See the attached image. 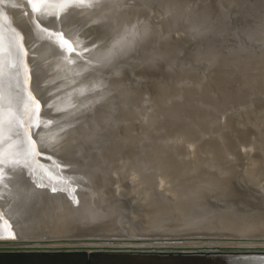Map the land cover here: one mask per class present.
Here are the masks:
<instances>
[{
    "label": "rangeland",
    "instance_id": "rangeland-1",
    "mask_svg": "<svg viewBox=\"0 0 264 264\" xmlns=\"http://www.w3.org/2000/svg\"><path fill=\"white\" fill-rule=\"evenodd\" d=\"M126 1V0H125ZM141 2H142V0H140ZM160 2H162V1H160ZM185 2H186V0H185ZM187 2L188 3H185L184 4V1H183V3H182V8L185 6V8H183L184 10H189L190 8H191V6L195 3L194 1H192L191 3H190V1H188L187 0ZM123 3H125V2H123ZM128 3V2H127ZM127 3H125V5L128 7V8H132V9H134V8H136V9H148L147 8V6H144V5H146V4H140V5H138V6H132L131 4H127ZM34 6H36L35 8H34V6L33 5H28V6H26V21L28 22V25H29V27H30V30H32L31 31V35H32V37L33 38H36V37H43V36H45L46 34H44V32H42V34H43V36H41L42 34L40 33L41 32V29L43 30V28H42V25H44V23H43V21L39 18V15H42V16H44L45 18H47V17H50V18H53V21H58L59 20V18H58V13L56 12V10H54V8H47V6H39V4H36V3H32ZM36 4V5H35ZM183 4H184V6H183ZM101 4H99V5H97L99 8L102 6V7H105V6H103V4L100 6ZM111 5V4H110ZM124 4H123V6H125ZM143 5V6H142ZM114 6V5H113ZM113 6H109L110 8H112V9H115L116 11L114 12L113 10L111 11V9L110 8H108L109 10H107V18L109 17V15H110V13H112V12H114L115 14H114V16L111 14V18L112 19H115V17H116V20L117 21H119L120 19H124L125 20V16H124V11H122L121 9H119V7H114L113 8ZM46 7V8H45ZM98 7H97V9L96 10H98ZM101 7V8H102ZM127 7H124V8H126L127 9ZM138 7V8H137ZM142 7V8H141ZM145 7V8H144ZM29 10H28V9ZM32 8V9H31ZM93 8H96V7H93ZM116 8H118L119 9V12L120 13H118V10L116 9ZM130 8V9H131ZM155 8V7H154ZM154 8H149L148 9V13L150 14V12H151V14L149 15V16H146V14L147 13H145V11H144V14H142V16L143 15H145V17L146 18H148V19H146L145 17L143 18V19H145L147 22V25L148 24H151L152 26V28H153V30H155V34H153V35H151V37L152 38H150V36H149V39H151V40H154V43H153V41H152V44H153V46H152V44H151V40L149 41V39H147L148 41H147V44H146V39L144 40V42H143V44H141V45H143V47L141 46V45H139V50L137 49V51H138V53H139V55L142 57L143 55H144V52H145V54L146 55H144L143 57H142V59H141V57L140 56H137V61H139L140 63H138V64H141L140 65V67L137 69V68H134L133 66H131V63H129V59H127V61H126V59H123L122 57V59H120V60H115L114 61V64L113 65H111L110 66V68L112 69V71L114 72V71H117L118 72V76H119V78L117 77V78H114V74H111V75H113V76H111V78H109V79H111L112 80V78H113V80L115 81V83H117L118 84V88L117 87H115L116 89L114 90L115 91V93L116 94H118L119 95V92H118V90H124V92L126 91V90H128V89H133L134 88V90H135V92L133 93V94H135L136 96H134V97H136V99H138V100H136L134 97H133V94H132V97L130 96V97H127V96H124L126 99H124L123 100V96L121 97L122 99L120 100V98H119V100L120 101H117V102H112L109 106H111V109H109V111L108 112H106L105 114H101V116H99V114H94L93 113V111L91 112V113H89V114H82V108H84L85 106H84V104L82 103V105L84 106V107H82L81 106V109H80V106L79 105H81V104H79L78 105V107L76 106L77 105V103H78V101H77V98L76 97H73L74 99H72V100H70V101H76V102H74V103H76V104H73L72 102H70L69 100H66L67 98L66 97H63L62 99L64 100V101H62V99H56V98H54V97H47V99H46V102H44L42 99H41V97L40 96H38L37 97V95H36V93H35V91H34V86L32 85V83H33V80H32V76H31V81H30V85L32 86V88L33 89H31V91H32V93H30V94H32L31 96H32V98H34L33 99V103H38L39 101H40V103L42 104V107H41V104L40 103H38V106H39V109H40V111L38 110V108L35 110V115H34V119L36 120V123H37V125H39V122H41L42 120H41V118H43L44 116H42V115H45L46 114V112L45 111H49V109H51V112L49 111L48 113H47V115H45L46 116V118H48L49 117V121H48V124H47V126L48 127H50L51 129H55V130H57V132H61L63 129H64V127H66V128H69L70 127V129L72 128H74V129H76V128H79L80 127V129H78L80 132H79V134L80 135H78V136H74L72 139H71V141H69V144H67L66 146L68 147L69 146V148L68 149H64L66 152H67V150H69L67 153H66V155L69 157L70 155V157L68 158L66 155H64L65 153V151H63V154H60V155H64V159H65V157H67L66 158V160L67 159H70L69 161H74V168H73V166H72V169L73 170H77V168L79 167V165H80V167L78 168L80 171H81V169H84V170H86L85 168H83L84 166L86 167H88V169L87 170H93V171H95V172H97V173H95L96 174V177L98 178L99 177V179H97V180H100V182L98 183H96V179H95V177H94V182H91V186L89 187V188H96L97 187V189H98V187L100 186H102L103 185V183L105 184L104 186H102V188H100L99 187V191L101 192L102 191V196L105 198L103 201H105L104 203H103V201L101 202L100 201V203H101V205L105 208V209H108V208H112L113 209V211H114V214H116V215H118L119 214V216H122V217H120L121 219L119 220V222H120V226L122 227L123 226V224H124V221L125 222H128V220H129V222H128V224H129V226H135V227H137V229L135 228V231H137L136 233H138L137 234V236H142V238H149V239H151V238H169V237H174L172 234H173V232H176V231H174V230H179V229H182L181 227H176V226H173V225H170L169 227H168V225H166V226H163V228H162V230H161V228H159V227H157V229H156V227H153V226H151V224L153 223L154 224V220H156L157 218V220H159V218H162V216H161V214L162 215H164V216H168V219H170V216H172V215H174L175 216V214H178V215H180V213L181 212H183V214L179 217L180 219H178L177 221H182V220H185V219H189L188 221H190V222H192V220L194 219H196L197 217H198V220H202V219H199V218H201V217H199V216H202V217H205L204 215H207V217L208 216H211V217H206V218H204V220H205V222L203 221L202 223H200V221H199V224H200V226L199 227H197L198 225V221H197V223L196 224H193V225H197V226H193V225H191L192 227L190 228V227H188V228H190L189 230H191V234H192V236L190 235V233H187L186 235L184 234H182V235H180L179 233L178 234H174V235H176L175 237L176 238H180V237H189V238H204V239H188L187 241H189L190 240V242H191V244H193V245H203V244H207V245H210V244H214V245H220L219 246V248L220 247H222V248H224V249H229V247H230V249H233L232 250V252H237V251H242L244 248V250H250V249H252V250H256V248L258 249V251L260 250V248H262V250L264 249V193H263V189H264V156H262V155H264L263 154V152H264V89H263V87H264V60H263V58H264V37L262 38V35H263V32H264V16H262L261 14L263 13V15H264V12H262V8L260 9V11L258 10V12L259 13H261V14H259L258 12H256L255 13V11L252 9V8H249L248 10L250 11V9H251V11H250V15L249 14H247L246 12H244L245 11V9L247 8V7H244V11L242 10V11H239V10H237V14H235V15H237L236 17H233V22L231 23V26H235L234 28H233V31H232V33L231 32H221V33H217V35H216V33H211L210 35L208 34V35H206V34H204V33H201L200 34V32H201V30H199V31H189V34L188 35H186V34H184V32L183 31H181V28L180 27H178V28H176V26H174L173 25V22L172 21H166V20H170V19H168V18H165L164 17V15L162 16V14H161V10H160V8L157 6V8H159V9H157V11L154 9ZM187 8V9H186ZM47 9V10H46ZM125 9V10H126ZM150 9H153V10H151L150 11ZM28 10V11H27ZM32 10V11H31ZM122 11V13H121V11ZM247 10V9H246ZM247 10V11H248ZM150 11V12H149ZM248 11V12H249ZM34 12V13H33ZM146 12H147V10H146ZM153 12V13H152ZM157 14H156V13ZM160 12V13H159ZM243 12V13H242ZM251 12H253V13H251ZM36 13V14H35ZM47 13V14H46ZM170 15H171V13L170 12H168ZM31 14V15H30ZM123 14V15H122ZM168 14V16H170ZM239 14V15H238ZM248 16H247V15ZM252 14H253V18L254 17H256V18H259L260 17V15H261V17L259 18V19H261V22H260V20L258 21V22H254V23H258L257 25L256 24H254V25H256V26H254L253 25V22H250L251 24L249 25V22H248V25L247 24H245V19H246V17H252ZM257 14H259V17H258V15ZM118 15H122L123 17H121L120 19H119V17H117ZM153 15V16H152ZM255 15V16H254ZM257 15V16H256ZM41 16V17H42ZM241 16V17H240ZM245 16V17H244ZM56 17V18H55ZM109 17V20L111 19ZM114 17V18H113ZM118 18V19H117ZM142 17H140V19H141ZM162 18H165V19H162ZM240 18V19H239ZM244 20H243V19ZM263 18V19H262ZM33 19V20H32ZM58 19V20H57ZM111 19V20H112ZM122 19V20H123ZM140 19H138L136 22H138L139 23V20ZM236 19V20H235ZM241 19H242V21H241ZM249 18H247L246 20L247 21H251V19H249ZM238 20H240V21H238ZM143 21V23L142 24H145V22H144V20H142ZM150 21V22H149ZM166 21V22H165ZM244 21V22H243ZM246 21V22H247ZM121 22V21H120ZM135 22V24L133 23V26L135 27V25H138V23H136ZM149 22V23H148ZM163 22H165V23H167L168 25H166L165 23H163ZM183 23L182 24H184V21H182ZM235 22H237V23H235ZM240 22V23H239ZM32 23V24H31ZM35 23H37V24H35ZM141 23H139V24H141ZM163 23V24H162ZM181 23V22H180ZM235 23V24H234ZM241 23L243 24V26H245V27H241L242 25H241ZM261 23V26L259 25ZM263 23V24H262ZM58 24V23H57ZM141 24V25H142ZM163 25H165L164 26V29H163ZM169 25H171V26H169ZM238 25H239V27H238ZM252 25V26H251ZM149 27H150V25H148ZM249 26H251V27H249ZM262 27V28H260V27ZM43 27H47V26H43ZM255 27V28H254ZM259 27V28H258ZM135 28H140V26H136ZM154 28H156V29H158V30H156V29H154ZM246 28H252V29H249V30H246L245 31V29ZM151 29V28H150ZM167 29V34L165 33V30ZM177 29V30H176ZM244 31H243V30ZM255 29V30H254ZM257 29V30H256ZM172 30V31H171ZM184 30V29H183ZM241 30V31H240ZM250 30H252V31H250ZM259 30H260V32H259ZM262 30V31H261ZM178 31H180V32H178ZM248 31H249V33H248ZM256 31H258L257 32V35H256V37L255 36H253L254 35V33L256 32ZM154 32V31H153ZM183 32V33H182ZM203 32V31H202ZM59 33H61L60 35L61 36H65L66 38H68V36L66 35V33H64V32H59ZM58 33V34H59ZM173 33V34H172ZM175 33V34H174ZM177 33V34H176ZM182 35H181V34ZM195 33V34H194ZM229 33H230V35H229ZM246 33V34H245ZM261 33V34H260ZM41 34V35H40ZM50 34V33H49ZM180 34V35H179ZM191 34V35H190ZM194 34V35H193ZM206 35L207 36V38L206 37H204V35ZM213 34V35H212ZM224 34V35H223ZM226 34L227 35H229V36H226ZM236 34V35H235ZM256 34V33H255ZM162 37H160V36ZM176 35V36H175ZM221 35V36H220ZM224 37H223V36ZM51 36V35H50ZM52 36H53V38H58L57 37V34H52ZM157 36H158V39H157ZM181 36V37H180ZM184 36V37H183ZM196 36V37H195ZM202 36V37H201ZM234 36V39H235V42L237 43V45L236 46H234L235 45V42H234V40H233V38L232 37ZM146 37V36H145ZM145 37H143L142 36V38H145ZM155 37V38H154ZM166 37V38H165ZM177 37V38H176ZM210 37V38H209ZM211 37H213L214 39H215V37H216V39H215V41H211V40H214L213 38H211ZM223 37V38H222ZM229 37V38H228ZM261 37V38H260ZM160 38H161V40H160ZM204 38H206V39H204ZM232 38V40L233 41H231V40H229V39H231ZM42 38H40V40H41ZM45 39V38H44ZM44 39H42V42L40 41V45H42L43 47H41L40 46V49H39V46H33L32 48H31V50L30 51H32L33 50V54H34V56L32 55V52L30 53L29 52V54H30V56H31V58H32V65H33V63L34 62H37L38 63V65H39V68H41V72H40V76L41 77H39L40 78V80H39V85L41 86L44 82H45V80H46V71H48L49 69H50V67H48V65H52L51 63L53 62V60H52V57L49 59V58H47V56H48V50H46V51H44V49L45 48H47L48 46H47V41L46 40H44ZM178 39V40H177ZM180 39V40H179ZM183 39V40H182ZM209 39V40H208ZM211 39V40H210ZM217 39H221L220 41L218 40L217 42H216V40ZM67 42H68V40H70L69 41V44H71L72 42H74V40L73 39H65ZM167 40V41H166ZM189 40V41H188ZM208 40V41H207ZM43 41H45L44 43H43ZM171 42V44H169ZM224 42L227 44H234V45H232V47L234 46V48H231V46L228 48V45L226 46V44H224ZM149 43H150V46H149V49H148V46L147 45H149ZM157 43V44H156ZM175 43V44H174ZM177 43V44H176ZM179 43V44H178ZM199 43V44H198ZM210 43H212L213 45L214 44H216V45H214V46H209V45H212V44H210ZM217 43L219 44V45H217ZM45 44V45H44ZM68 44V45H69ZM131 44V42L130 43H128L127 45H129V46H131L130 45ZM209 44V45H208ZM224 44V45H223ZM127 45L125 46H122V47H126L127 48ZM137 45V46H138ZM144 45L147 47H144ZM172 46V47H170V46ZM175 45H177V50H176V46ZM192 45H193V47H192ZM44 46H46V47H44ZM71 47H72V51H78V52H80V53H84V51H86V50H84L83 51V49H78L77 47H75V45L73 46L72 44L70 45ZM128 46V47H129ZM143 48V49H140L141 47ZM152 46V47H151ZM204 46V47H203ZM219 46V47H218ZM221 46H222V48H224V49H222L221 48ZM226 46V47H225ZM113 49L115 48V47H113V46H111ZM154 47V48H153ZM156 47V48H155ZM160 47V48H159ZM165 47H166V49H165ZM174 47H175V49H174ZM205 47L206 48H208L209 47V49H211V50H209V49H205ZM211 47V48H210ZM214 48V50H213V48ZM217 47V48H216ZM41 48H43V50H41ZM119 49V51L120 50H125L124 51V53L126 52V53H128L130 50V48H127V49ZM144 48H145V51H144ZM152 48V49H151ZM171 48H173V49H171ZM219 48V50L218 51H220V52H218L217 51V49ZM220 48H221V50H220ZM109 49V48H108ZM111 49V48H110ZM146 49H148L147 51H146ZM153 49H154V51H157V52H154L153 51ZM160 49V50H159ZM170 49V50H169ZM232 49V50H231ZM36 50V51H35ZM116 50V51H115ZM152 50V51H151ZM159 50V51H158ZM179 50H181V51H179ZM200 50V51H199ZM206 50V51H205ZM224 50V52H222ZM229 50H230V52H229ZM207 51H209L208 53H207ZM214 51L216 52V53H218L217 55H215L214 54ZM227 51V52H226ZM234 53H233V52ZM263 51V52H262ZM38 52V53H37ZM41 52H42V54H41ZM45 52H47V53H45ZM111 52V53H110ZM113 52L114 53H116V52H118L117 51V48H115L114 50H113ZM121 52V51H120ZM149 52V53H148ZM161 52V53H160ZM185 52V53H184ZM200 52V53H199ZM211 52H213L212 54H211ZM44 53V54H43ZM111 54L112 55V51L110 50V51H108L107 53H106V55L107 54ZM113 53V54H114ZM172 53V54H171ZM191 53V54H190ZM195 53V54H194ZM205 56H203L202 54ZM223 53H224V55H223ZM50 54V53H49ZM108 54V55H109ZM147 54H150L151 56H149V55H147ZM158 54V55H157ZM164 54V55H163ZM170 54V55H169ZM179 54V55H178ZM185 54V55H184ZM198 54V55H197ZM201 55V58L199 59V56ZM231 54V55H230ZM233 54H234V56H235V54L237 55V56H235V58H233ZM39 55V56H38ZM41 55H42V57H41ZM160 55V56H159ZM170 57H169V56ZM174 55H176V56H174ZM212 55V56H211ZM221 57H220V56ZM249 55V56H248ZM253 55V56H252ZM35 56H37V57H35ZM126 56V55H125ZM129 56V55H128ZM127 56V57H128ZM163 56V57H162ZM171 56L172 57H177V58H175V60H174V58L172 59L171 58ZM184 56V57H183ZM188 58H190V59H188ZM194 56H196V57H194ZM204 58H203V57ZM214 56H216V57H214ZM225 56V57H224ZM230 56H231V59H229L230 58ZM245 56V57H244ZM260 56V57H259ZM39 57V58H38ZM149 59H148V58ZM154 57V58H153ZM210 58V57H212V59L210 58V59H207V58ZM227 57H229L228 59H227ZM237 57V58H236ZM248 57V58H247ZM257 57H258V59H257ZM144 58V59H143ZM145 58H147V59H145ZM167 58H168V63L166 62V61H164L165 59L167 60ZM196 60H195V59ZM218 58H219V60H218ZM225 58V59H224ZM246 58V59H245ZM159 59V60H158ZM170 59H172V60H174V61H172V60H170ZM193 59H194V61H193ZM203 59V60H202ZM206 59V60H205ZM237 61H236V60ZM49 60V61H48ZM143 60V61H142ZM222 60V61H221ZM225 60V61H224ZM248 60V61H247ZM117 61V62H116ZM142 61V62H141ZM147 61V62H146ZM182 61H184V62H182ZM188 61V62H187ZM192 61V62H191ZM197 61V62H196ZM215 61V62H214ZM235 61V62H234ZM242 61V62H241ZM244 61H245V63H244ZM254 61V62H253ZM256 61V62H255ZM146 62V63H145ZM222 62H224L223 63V65H222ZM247 62V63H246ZM44 65H43V64ZM148 63V64H147ZM152 63V64H151ZM174 63V64H173ZM187 63V65H185ZM192 63V64H191ZM226 63H227V65H230V66H227L226 65ZM231 63V64H230ZM234 63V64H233ZM240 63V64H239ZM242 63V64H241ZM252 63V64H251ZM254 63V64H253ZM263 63V64H262ZM107 64H109V63H107ZM117 64V65H116ZM147 64V66L146 67H144L145 65ZM163 64H164V66H163ZM183 64H184V66H183ZM188 64H190V65H188ZM217 64V65H216ZM244 64V65H243ZM152 65V66H151ZM179 65V66H178ZM199 65V66H198ZM213 65V66H212ZM219 65V66H218ZM222 65V66H221ZM233 65V66H232ZM237 65V66H236ZM248 65V66H247ZM250 65V66H249ZM252 65V66H251ZM31 66V65H30ZM45 66V67H44ZM115 66V67H114ZM150 66V67H149ZM167 66V67H166ZM181 66V67H180ZM212 66V67H211ZM240 66V67H239ZM245 66V67H244ZM256 66V67H255ZM257 66H258V68H257ZM144 69H143V68ZM159 67V68H158ZM170 67V68H169ZM192 67V68H191ZM224 67V68H223ZM227 69H226V68ZM247 67V68H246ZM253 67V68H252ZM263 67V68H262ZM150 68V69H149ZM154 68V69H153ZM162 68V69H161ZM166 68V69H165ZM169 68V69H168ZM173 68V69H172ZM187 68V69H186ZM198 68V69H197ZM251 68H252V70H251ZM255 68V69H254ZM120 69V70H119ZM136 69V70H135ZM140 69V72L138 71ZM142 69V70H141ZM153 69V70H152ZM155 69H157V70H155ZM182 69V70H181ZM210 69H212V70H210ZM236 69V70H235ZM239 69V70H238ZM242 69V70H241ZM249 69V70H248ZM257 69H258V71H257ZM123 70V71H122ZM148 70H150L149 72L150 73H148L147 71ZM159 70H160V72H162V73H160L159 72ZM184 70V71H183ZM192 70V71H191ZM228 70V71H227ZM256 70V71H255ZM137 71V73L135 74V72ZM143 71H145V72H143ZM151 71H153V72H151ZM171 71V72H170ZM187 71H188V73H187ZM199 71V72H198ZM219 71L220 72H222L221 73V75H218L219 74ZM230 71H232V73L230 72ZM243 71H245V72H243ZM248 71V72H247ZM261 71V72H260ZM139 72V73H138ZM141 72H143V74L141 75L140 73ZM147 72V73H146ZM164 72H166V74H164ZM224 72V73H223ZM237 72H239V73H237ZM241 72V73H240ZM254 72H255V74H254ZM168 73V74H167ZM187 73V74H186ZM205 73V74H204ZM211 75H210V74ZM213 73H215V74H213ZM227 75H226V74ZM234 76V73H235V76L234 77H236V78H234L233 76H231V74ZM243 73V74H242ZM246 73V74H245ZM252 73V75L251 76H249L250 78L249 79H247L248 78V75H250ZM258 73H261V74H258ZM30 74H32L31 73V71H30ZM135 74V75H134ZM137 74H139L138 75V77L136 76ZM145 74V76H143ZM153 74V75H152ZM157 74V75H156ZM159 74V75H158ZM171 74V75H170ZM173 74V75H172ZM179 74H180V76H179ZM189 74V75H188ZM192 74V75H191ZM225 74V75H224ZM237 74V75H236ZM240 74V75H239ZM245 74V75H244ZM248 74V75H247ZM257 74V75H256ZM120 75H122V76H120ZM151 75V77H149ZM161 75V76H160ZM196 75V76H195ZM210 75V76H209ZM255 75V76H254ZM260 75V76H259ZM110 76V75H109ZM129 76V77H128ZM143 76V77H142ZM148 76V77H147ZM154 76V77H153ZM156 76V77H155ZM159 76V77H158ZM177 76V77H176ZM217 76V77H216ZM219 76H221V77H219ZM222 76H223V78H222ZM240 76V77H239ZM243 76H245V77H243ZM104 77V76H103ZM145 77V78H144ZM164 78V80L162 79V78ZM189 77V78H188ZM192 77V78H191ZM225 77V78H224ZM262 77V78H261ZM128 78V79H127ZM148 78V79H147ZM154 78H155V81H157L158 80V78H159V80H160V82H162L161 83V85L160 84H158V83H160L159 81H157L156 83H155V81H154ZM169 78V79H168ZM211 78V79H210ZM228 78V79H227ZM234 78V79H233ZM238 78H240V81H239V79ZM109 79L107 78V80L109 81ZM122 79V80H121ZM126 81H124V80ZM138 79V80H137ZM166 79V80H165ZM224 79H226L225 80V82H224ZM242 79V80H241ZM253 79H254V81H253ZM255 79H257V80H255ZM259 79V80H258ZM261 79V80H260ZM107 80H105V81H107ZM117 80H121V82H117ZM134 80V81H133ZM227 80H228V82H227ZM235 80H238V81H235ZM244 80H245V82H244ZM248 80V81H247ZM107 81V82H108ZM123 81V82H122ZM143 82V84H145V85H143L142 84V82ZM145 81H147V82H145ZM150 81H153L154 83H151ZM163 81H164V83H165V81H167L165 84H163ZM175 81V82H174ZM207 81V82H206ZM234 81H235V83H234ZM141 84H140V83ZM150 82V83H149ZM250 83V84H248V86H251L252 85V83H253V85L254 86H251V88H249L248 89V86L246 85L247 83ZM252 82V83H251ZM256 82V83H255ZM258 82V83H257ZM262 82V83H261ZM53 84L52 85H49L47 88H45V84H43V90H42V93L43 92H46V96H48L49 95V93L51 92V90H52V88L54 89L55 88V86H56V82L55 81H53L52 82ZM124 83V84H123ZM172 83V84H171ZM218 83V84H217ZM245 83V84H244ZM260 83H261V85H260ZM150 84H153V85H150ZM231 86H229V85ZM238 84V85H237ZM38 85V86H39ZM78 84H75V86H77ZM138 85H140V86H138ZM142 85V86H141ZM149 85H150V87H149ZM158 85H160L159 86V88H156V86L158 87ZM236 85V86H235ZM242 85V86H241ZM75 86H74V84L73 83H71L70 84V91L72 90L73 92H75L76 91V89H75ZM121 86H122V88H121ZM146 86H148V88L146 87ZM213 86H215V87H213ZM218 86V87H217ZM232 86H233V88L235 89V87L237 88V89H235L236 91H234V89L232 88ZM262 86V87H261ZM42 87V86H41ZM40 87V88H41ZM120 87V88H119ZM152 87H155V89L153 88L152 89ZM161 87H163V89L161 88ZM172 87V88H171ZM178 89H177V88ZM217 87V88H216ZM252 87L254 88L253 90H251L252 89ZM256 87H258V88H256ZM262 89H261V88ZM73 88V89H72ZM127 88V89H126ZM138 88V89H137ZM165 88V89H164ZM220 88H222V89H220ZM228 88V89H227ZM245 88V89H244ZM142 89V90H141ZM144 89H147L146 91L144 90ZM149 89H151V90H149ZM156 89H158L157 91V93H156ZM225 89V90H224ZM242 89V90H241ZM246 89H247V91H246ZM258 89H260V90H258ZM41 90V89H40ZM78 90L79 91H81L82 90V84H80V88H78ZM134 90H131L132 92L134 91ZM161 90V91H160ZM166 90V91H165ZM169 90V91H168ZM206 90V91H205ZM208 90V91H207ZM240 90V91H239ZM258 90V91H257ZM263 90V91H262ZM152 93H150V92ZM152 91H154V92H152ZM203 91V92H202ZM231 91H232V93H231ZM234 91V92H233ZM241 93V94H239V92ZM246 91V92H245ZM257 91V92H256ZM149 92V93H148ZM159 92H162V94H164L163 96H162V94H160ZM236 92V93H235ZM249 94H248V93ZM253 92H255V93H253ZM261 92V93H260ZM263 92V93H262ZM221 93H222V95H221ZM225 93V94H224ZM229 95H228V94ZM257 93V94H256ZM151 94V96H149ZM156 94H157V96H156ZM170 94V95H169ZM232 94V95H231ZM237 94V95H236ZM263 94V95H262ZM220 95V96H219ZM243 97H242V96ZM257 95V96H256ZM120 96V95H119ZM153 96L155 97V98H153ZM165 96H167V97H165ZM223 96V97H222ZM236 96V97H235ZM237 96H238V98H237ZM253 96V97H252ZM260 96V97H259ZM138 97V98H137ZM140 97V98H139ZM144 97V98H143ZM158 97V98H157ZM160 97H161V99H160ZM262 99V101L259 99ZM262 97V98H261ZM65 98V99H64ZM141 98H142V100H141ZM147 98V99H146ZM165 98V99H164ZM230 98V99H229ZM249 98V99H248ZM39 100L38 102L36 101V100ZM51 99V100H50ZM69 99H70V97H69ZM127 99H129V101H130V103H129V101H127ZM135 99V100H134ZM140 99V100H139ZM144 99V100H143ZM150 99V100H149ZM206 99V100H205ZM233 99L235 100V101H233ZM243 99V100H242ZM246 99V100H245ZM256 99V100H255ZM54 100V101H53ZM56 100V101H55ZM79 100V99H78ZM118 100V99H117ZM149 100V101H148ZM193 100V101H192ZM211 100V101H210ZM220 100V101H219ZM222 100V101H221ZM241 100V101H240ZM258 100V101H257ZM261 102H260V101ZM80 101V100H79ZM99 101V100H98ZM98 101H96L94 104H93V106H92V110H94L95 109V107H97V105L99 104L98 103ZM124 101V102H123ZM133 101H135V102H133ZM218 101V102H217ZM239 101V102H238ZM243 101H245V102H243ZM257 101V102H256ZM44 102V103H43ZM56 102H59L56 106H53L54 105V103H56ZM81 102V101H80ZM111 102V101H110ZM138 102V103H137ZM160 102V103H159ZM223 102V103H222ZM262 103L261 105H260V103ZM117 103V104H116ZM126 104V105H124V104ZM129 103V104H128ZM133 103H134V105H133ZM149 103V104H148ZM151 103V104H150ZM183 103V104H182ZM229 103H232V104H229ZM234 103V104H233ZM236 103H240L239 105H237ZM255 103V104H254ZM259 103V104H258ZM44 104H45V106H44ZM67 104H69L68 106H67ZM107 105H108V103H106ZM121 104H123V105H121ZM135 104H137V105H135ZM236 104V105H235ZM250 104H251V106H250ZM128 105H130V106H128ZM149 105H150V107H149ZM154 105V106H153ZM155 105H156V107H155ZM162 105V106H161ZM175 105V106H174ZM221 105V106H220ZM230 105V106H229ZM244 105V106H243ZM260 105V106H259ZM263 105V106H262ZM59 106V107H58ZM72 106V107H71ZM77 108H76V107ZM122 106V107H121ZM126 106H127V110H126ZM135 106H137V107H135ZM153 106V107H152ZM161 108H160V107ZM172 106V107H171ZM234 106V107H233ZM262 106V107H261ZM43 107H44V110H43ZM129 107H132V109H134V111L132 110V112H131V108H129ZM150 109H149V108ZM230 109H229V108ZM232 107V108H231ZM257 107V108H256ZM260 107V108H259ZM101 108V107H100ZM103 108V107H102ZM125 108V109H124ZM138 108V109H137ZM144 108V109H143ZM160 108V109H159ZM192 108V109H191ZM73 109H74V111H76L75 109H77V111L76 112H78L79 114H71L72 112H73ZM123 109V110H122ZM136 109L138 110V111H136ZM226 109V110H225ZM229 111H228V110ZM260 109V110H259ZM81 110V111H80ZM126 110V111H125ZM151 110V111H150ZM161 110V111H160ZM163 110V111H162ZM188 112H187V111ZM192 110H194V111H192ZM55 111V112H54ZM59 111V112H58ZM122 111V112H121ZM128 111V112H127ZM148 111V112H147ZM155 111V112H154ZM158 111H160V113L158 112ZM174 111H176L175 113H174ZM192 111V112H191ZM251 113H253V114H250V112ZM39 112V113H38ZM41 112H42V114H41ZM130 112H131V114H130ZM241 112H243V113H241ZM62 113V114H61ZM66 113V114H65ZM71 115H70V114ZM117 113V114H116ZM123 113V114H122ZM167 113V114H166ZM185 113H187V114H185ZM224 113V114H223ZM58 114V115H57ZM149 116H148V115ZM151 114V115H150ZM155 114H156V116H155ZM176 114V115H175ZM260 114V115H259ZM51 115V116H50ZM80 115V116H79ZM96 115V116H95ZM98 115V116H97ZM173 115V116H172ZM42 116V117H41ZM56 116H58V118L56 117ZM70 116V117H69ZM75 116L77 117V118H75ZM90 117V119H88L87 121H85V118L84 117ZM154 116V117H153ZM167 118H166V117ZM248 116V117H247ZM38 117V118H37ZM40 117V118H39ZM100 117H103V118H100ZM135 117V118H134ZM149 117H150V119H149ZM171 117V118H170ZM194 117V118H193ZM225 117V118H224ZM237 117H239V118H237ZM250 117V118H249ZM57 118V119H56ZM66 120H65V119ZM81 118V120H79V119ZM83 118V119H82ZM148 118V119H147ZM234 118V119H233ZM260 118H261V120H260ZM33 119V120H34ZM107 119V120H106ZM128 119V120H127ZM152 119H153V122L155 121V123H154V125H153V122H152ZM159 119V120H158ZM164 119H165V121H164ZM224 119V120H223ZM35 120L33 121V124L35 123ZM57 120V121H56ZM62 122H61V121ZM98 120V121H97ZM116 120V121H115ZM126 120H127V122H126ZM135 120V121H134ZM138 120V121H137ZM158 120V121H157ZM38 121V122H37ZM64 121V122H63ZM89 121V122H88ZM101 121V122H100ZM118 121V122H117ZM124 121V122H123ZM189 121V122H188ZM205 121V122H204ZM233 121L235 122V123H233ZM56 122V123H55ZM59 122V123H58ZM150 122V123H149ZM161 122V123H160ZM178 122V123H177ZM196 122V123H195ZM237 122V123H236ZM54 123H55V125H54ZM121 123V124H120ZM136 123H138L137 125H136ZM149 123V124H148ZM158 123V124H157ZM248 123V124H247ZM249 123H251V124H249ZM86 124H87V126H86ZM100 124V125H99ZM130 124V125H129ZM133 124V125H132ZM145 124V125H144ZM151 124V125H150ZM160 124V125H159ZM163 124V125H162ZM175 124V125H174ZM177 124V125H176ZM180 124V125H179ZM232 124H234V125H232ZM29 125V126H28ZM26 124L25 126H28V127H25L24 126V130L25 131H27L26 132V134L27 135H25L24 136V143H20V140L19 139H17L14 135H12L10 138H12V140H13V137H14V140L13 141H18V143H19V145H18V143H16V142H13V141H11L10 143H9V146L8 147H6L5 148V150H8L9 148H10V152L12 153V151L11 150H13V148H14V152H16V154H19L20 152H18L19 150L20 151H23V154L25 153V155L27 154V152H29V151H27V152H24V151H26V144H28L29 143V145H30V147L32 148V146H33V148L31 149V148H29V146H28V150H35L36 149V151H30L29 152V155H31L32 154V152L34 153L33 155L35 156V154H38V152L39 151H41V150H39V148L40 149H43L44 148V146H43V139H41V138H39L37 135H34L33 134V132H32V127H30V124ZM36 125V124H35ZM35 125H33V127L35 126ZM62 125V126H61ZM88 125H92L93 127H94V130L93 131H90V133H92L93 134V136L91 135V139H92V141H90V137L89 138H87V139H89V140H85V139H83V136H82V133L83 134H85V132H87V131H89L90 130V128H88ZM103 125H105L104 127H106V129H102V127H103ZM127 125V126H126ZM165 125V126H164ZM64 126V127H63ZM122 126V131H123V133H122V131H121V127ZM133 126V127H132ZM142 126H144L143 128H144V130H143V128H142ZM160 126V127H159ZM171 126H172V128H171ZM175 126V127H174ZM229 126H231V127H229ZM240 126V127H239ZM250 126V127H249ZM30 127V129L28 130V128ZM55 127V128H54ZM129 129H128V128ZM146 127V128H145ZM150 127H151V129H150ZM155 127V128H154ZM168 127V128H167ZM225 127V128H224ZM234 127V128H233ZM243 127V128H242ZM35 128V127H34ZM33 128V129H34ZM138 128V129H137ZM140 128V129H139ZM237 128V129H236ZM251 128V129H250ZM256 128V129H255ZM27 129V130H26ZM71 129V130H72ZM97 129V130H96ZM102 129V130H101ZM109 129V130H108ZM128 129V130H127ZM133 129V130H132ZM148 129V130H147ZM183 129H185V130H183ZM234 131H233V130ZM243 129H245V130H243ZM247 129V130H246ZM140 130V131H139ZM150 130V131H149ZM170 130V131H169ZM179 130V131H178ZM118 131V132H117ZM137 131V132H136ZM155 131V132H154ZM183 131V132H182ZM185 131V132H184ZM187 131V132H186ZM211 131V132H210ZM253 131V132H252ZM28 132H30L29 134H30V136H28ZM100 132H101V136H100ZM105 132H106V134H105ZM144 132V133H143ZM162 132V133H161ZM195 132V133H194ZM139 133V134H138ZM179 133V134H178ZM182 133V134H181ZM186 133V134H185ZM88 134V133H87ZM103 134H105V136L103 135ZM123 134V135H122ZM144 134V135H143ZM160 134V135H159ZM189 134V135H188ZM234 134V135H233ZM243 134V135H242ZM111 135V136H110ZM119 135V136H118ZM121 135V136H120ZM132 135V136H131ZM135 135H137V136H135ZM159 135V136H158ZM168 135V136H167ZM172 135V136H171ZM192 135V136H191ZM248 135V136H247ZM107 136V137H106ZM208 136V137H207ZM51 137H53V134L51 135ZM76 137V139H75V141H74V138ZM81 137V138H80ZM129 137V138H128ZM162 137V138H161ZM185 137V138H184ZM205 137V138H204ZM15 138H16V140H15ZM78 138V139H77ZM101 138V139H100ZM112 138V139H111ZM126 138V139H125ZM158 138V139H157ZM160 138V139H159ZM172 138V139H171ZM174 138H175V140H174ZM179 138V139H178ZM193 138V139H192ZM224 138V139H223ZM239 138V139H238ZM26 139V140H25ZM30 139H32V141H30ZM70 139V138H69ZM99 139V140H98ZM181 139H182V141H181ZM27 140L29 141L28 143H26L27 142ZM85 140V141H84ZM98 140V141H97ZM171 140V141H170ZM187 140V141H186ZM251 140V141H250ZM10 141V140H9ZM78 141H79V143H78ZM83 141V142H82ZM124 141V142H123ZM145 141V142H144ZM162 141L164 142V143H162ZM223 141V142H222ZM236 141V142H235ZM241 143H240V142ZM244 141V142H243ZM6 142H8V140L6 141ZM5 142V143H6ZM74 142H75V144H74ZM76 142L78 143L77 145H76ZM193 142V143H192ZM213 142H215V143H213ZM219 144H218V143ZM226 142V143H225ZM253 142V143H252ZM255 142V143H254ZM26 143V144H25ZM31 143V144H30ZM71 143H73V145L74 146H76V147H78V150L81 148V150H77V155H76V153H75V155L76 156H78V157H76L77 158V160H75V155H74V153H72V151H74L75 149H76V147H73V145L71 146ZM188 143V144H187ZM223 143V144H222ZM257 143V147L258 148H260L261 146H263L261 149H255V148H253V146L255 147L256 144ZM22 144V145H21ZM25 144V145H24ZM84 144V145H83ZM217 146H216V145ZM232 144V145H231ZM236 144V145H235ZM252 144V145H251ZM16 145V146H15ZM34 145L36 146L37 145V147H34ZM81 147H80V146ZM115 147H114V146ZM164 145V147H162ZM168 146V148H167V146ZM200 145V146H199ZM227 145V146H226ZM13 146V147H12ZM24 146H25V149H23L24 148ZM71 146V147H70ZM123 146V147H122ZM155 146H156V149H155ZM159 146V147H158ZM169 146H171V147H169ZM196 146V148H194ZM198 146V147H197ZM212 146H214V147H212ZM216 146V147H215ZM246 147V148H244V147ZM43 147V148H42ZM80 147V148H79ZM87 147V149H85ZM124 149V151L126 152H124L123 151V149L122 150H119V151H117L116 152V150L117 149ZM158 147V148H157ZM161 147V148H160ZM174 147V148H173ZM177 147V148H176ZM226 147V148H225ZM256 147V148H257ZM12 148V149H11ZM19 148H21V149H19ZM45 148H47V147H45ZM75 148V149H74ZM90 148V149H89ZM133 149V151L132 150H130V149ZM150 148V149H149ZM172 148V149H171ZM179 148H180V150H179ZM214 148V149H213ZM15 149H18V150H16L15 151ZM82 149H84V150H82ZM110 149H111V152L113 151L114 152V149H115V152H116V154H118V155H116L117 156V158L114 156L115 155V152L114 153H111V152H109L110 151ZM134 149L136 150V152L134 151ZM164 149H165V151H164ZM167 149V150H166ZM183 151H182V150ZM196 150V152H194L193 150ZM198 149H199V151H198ZM210 149H211V151H210ZM225 152L226 150L228 151H226L225 153L222 151V150ZM244 149H246V150H244ZM254 149V150H253ZM263 149V152H261L260 153V151ZM47 150H50V148H47ZM140 150L142 151V152H144V153H138V151L140 152ZM148 150V151H147ZM156 150V151H155ZM160 150H163V152L162 151H160ZM170 150H172L171 152H170V157H172V155H174L172 152H173V150H174V153H176V157H177V159L176 158H170L172 161L173 160H175V162H176V160H178L180 163H184L185 165H183V164H178L177 165V163H175L177 166L175 167V164H174V162H171V160L170 159H167L166 160V157L165 158H163V156H165L166 154L168 155V153H169V151ZM200 150H201V152H200ZM207 150H208V153H207ZM215 150H217L216 151V153H215ZM245 151V153H242V152H244ZM255 150H257L258 152H255ZM260 150V151H259ZM51 151V150H50ZM89 153H88V152ZM100 151V152H99ZM106 151V152H105ZM132 151V152H131ZM162 152V154H164V152H167L166 154H164V155H162V157H160V163L162 164L163 163V165H161L160 163H159V161H157L158 159H159V157L158 158H156L157 157V155L159 156L160 154V152ZM176 151V152H175ZM181 151V152H180ZM186 151V152H185ZM204 151V152H203ZM206 151V152H205ZM212 151H214V154H213V152ZM253 151H254V153H253ZM8 152H9V150H8ZM9 152V153H10ZM53 152V151H52ZM74 152H76V150L74 151ZM79 152V153H78ZM83 152V153H82ZM85 152H87V153H85ZM108 152V153H107ZM123 152V153H122ZM131 152V153H130ZM146 152H148L149 154H151V155H149L148 153H146ZM150 152H154L153 154L152 153H150ZM157 152H159L158 154H157ZM179 152V153H178ZM183 152V153H182ZM193 154H192V153ZM219 152V153H218ZM220 152H222V153H220ZM229 152H234L233 154L231 153V155L229 154ZM10 153V154H11ZM22 153V152H21ZM54 153L55 154H57L55 151H54ZM53 153V154H54ZM73 155H72V154ZM84 154L85 156L84 157H86V158H83V159H87L86 160V162L87 163H84L85 162V160H83L82 159V157L83 156H80V155H82V154ZM105 153V154H104ZM120 153V154H119ZM134 153V154H133ZM171 153H172V155H171ZM199 155H198V154ZM207 153V154H206ZM218 153V154H217ZM251 153H252V155H251ZM78 154H80V155H78ZM96 154V155H95ZM104 154V155H103ZM114 154V155H113ZM125 154V156H123V155ZM133 154V155H132ZM136 154V155H135ZM137 154H139V156H137ZM143 154V155H142ZM148 154V155H147ZM156 154V155H155ZM182 154V158H181V156L178 158V156L179 155H181ZM188 154H190V155H188ZM205 154V155H204ZM215 154H217L216 155V159H218V155L219 154H222V155H220V156H222V158L220 157L218 160L221 162H219L218 160H216L217 161V163H216V161H214V159H215ZM225 154V155H224ZM236 154V155H235ZM242 154V155H241ZM246 154H247V156H246ZM260 154V155H259ZM59 155V154H58ZM109 155H113V157H109ZM120 155V156H119ZM122 155V156H121ZM130 155V156H129ZM140 155H142V157L140 156ZM147 157H146V156ZM178 155V156H177ZM198 155V156H197ZM201 155H202V157L203 158H201ZM205 157H204V156ZM207 155V156H206ZM211 155V156H210ZM235 157V159L236 160H234V157ZM241 155V156H240ZM254 155V156H253ZM27 156V155H26ZM74 156V160H73V158H71V157H73ZM80 156V157H79ZM93 156L94 157V160H93V157L91 158V157ZM95 156H98V157H95ZM101 156H103V157H101ZM106 156L108 157V158H110V159H108V158H106ZM151 156H152V158L153 159H155V161L151 158ZM175 156V155H174ZM200 156V157H199ZM214 157V159H213V157ZM225 156V157H224ZM226 156H227V158H226ZM260 156V157H259ZM36 157V156H35ZM63 157V156H62ZM118 160V158H121V159H119V163L120 162H122L123 163V165H121V166H119V163L117 164L116 162H117V160H116V162H115V160H112V159H115V158ZM124 157H126V158H124ZM140 157V158H139ZM168 157H169V155H168ZM184 157V158H183ZM199 157V158H198ZM207 157H208V159H207ZM251 157L254 159V158H259L260 159V162H259V159H257L258 160V164L257 163H255V164H253V165H249V160L251 159ZM99 159V160H97V159ZM147 158V159H146ZM198 160H197V159ZM224 158V159H223ZM8 159V158H7ZM72 159V160H71ZM96 159V160H95ZM123 159H124V162H123ZM125 159H127V160H125ZM136 159V160H135ZM144 159H146V160H144ZM161 159H165V160H163L164 162L166 161V162H168V160H170L169 161V164L171 165L172 163L174 164V167L176 168L175 169V171H177L176 172V174H177V177L176 178H179L178 176L180 175V174H182L181 176L182 177H180V180L182 179H184L183 177H185V183L186 184H183L182 185V182L180 183L179 182V184H178V181H176L175 183V185H171V184H169V186H168V188H170L171 190H173V189H177V190H186L187 188H188V190H186L185 192H188L189 190L191 191V189H192V194H191V192L189 191V195H192V197L191 196H187V198H188V200L190 199V197H191V200H192V198L194 197L195 199H196V197L195 196H198V198H199V202H201V204H202V208L205 206V207H208V208H210V209H208V208H206V210L204 209V210H202V208L200 207L201 206V204H199L198 205V207H199V210L200 211H202V212H200L201 213V215H199L200 213H198V211H197V205H193L194 207L192 208V205H189L188 203H190V202H194V200H192V201H187L188 203H187V205H189V206H180V207H177L176 205H175V203H177L176 202V199H173V197L171 196V194H168V192H167V190L166 189H164V188H167V187H165L166 185H164V184H166L165 182H164V184H163V182H161L162 183V185H164V188H162V185H160V182L158 181V179H160V176L162 175L163 176V174L161 173V171L163 170V168H162V166H165L166 164L164 163V162H162L161 161ZM181 159V160H180ZM184 159H186V162H183V160ZM191 160V161H189V160ZM197 160L196 162H195V160ZM223 159V160H222ZM232 159V161H230ZM240 159V160H239ZM103 160H105V161H103ZM112 160V161H111ZM138 160L140 161V162H138ZM222 160V161H221ZM225 160V161H224ZM243 160H244V162H243ZM83 161V162H82ZM89 161V162H88ZM97 161V164H98V162H99V164L97 165L95 162ZM131 163H130V162ZM133 161V162H132ZM135 161V162H134ZM158 162L160 165H158V167L161 169V171L159 170V168L157 167V166H155V165H157V163L156 164H154L153 162ZM185 161V160H184ZM187 161H189V162H191V163H194V164H192V167H190V169H187L186 168V163H187ZM201 161V162H200ZM211 161H213L214 162V164L216 163V164H218V165H222V167L221 168H223L221 171H220V168H218V167H220V166H217L216 165V167L218 168V169H216L215 168V165L213 164H211V163H213V162H211ZM235 161V162H234ZM241 161V162H240ZM78 162V163H77ZM90 162L92 163L91 165H93V166H90ZM114 162V163H113ZM146 162H150V163H146ZM151 162H152V164H154V166L153 165H150L151 164ZM188 162V163H189ZM208 164H207V163ZM210 162V163H209ZM220 164H219V163ZM223 162H225V163H223ZM234 162V163H233ZM81 163H83V164H81ZM89 163V165H85V164H88ZM122 163H120V164H122ZM127 163V164H126ZM135 165H134V164ZM141 165H140V164ZM199 163H202L203 165H204V167H203V165L202 164H199ZM206 163V164H205ZM233 163V164H232ZM238 163V164H237ZM76 164V165H75ZM78 164V165H77ZM114 164V165H113ZM129 164V165H128ZM130 164H132L133 166V168L132 167H130ZM165 164V165H164ZM168 164V165H169ZM190 164V163H189ZM189 164H187V165H189ZM196 164V165H195ZM228 164V165H227ZM54 165V167L52 166V170H54V172L56 171V173H51V174H55V175H57L59 172L61 173V175H66V174H68L69 172V170H68V166L67 165H61V164H53ZM57 165V166H56ZM82 165V166H81ZM84 165V166H83ZM96 165V166H95ZM104 166V168L105 169H107V170H105L104 168H102L103 166ZM106 165V166H105ZM109 165V166H108ZM115 165L117 166L116 168H115ZM144 165V166H143ZM146 165V166H145ZM148 165V166H147ZM191 165V164H190ZM189 165V166H190ZM199 166L198 168L196 167V166ZM208 165H212L213 167L211 168L210 166H208ZM224 165V166H223ZM231 165H233V166H231ZM76 166V167H75ZM94 166H95V168H94ZM97 166H99V167H97ZM127 166V167H126ZM129 166V167H128ZM137 166V167H136ZM151 166V167H150ZM152 166H153V168H152ZM188 166V167H189ZM193 166H194V168H193ZM206 166V167H205ZM225 166H227V167H230L231 168V173H233V174H230V172H229V168H226ZM243 166V167H242ZM92 167V168H91ZM113 169H116V170H112V168ZM120 167V168H119ZM135 167L137 168V169H135ZM142 167H144V168H142ZM156 167L158 168L157 169V171H156ZM182 167V168H181ZM196 167V168H195ZM201 167V168H200ZM209 167V168H208ZM238 167V168H237ZM240 167V168H239ZM57 168L59 169V170H57ZM76 168V169H75ZM91 168V169H90ZM100 168H101V170H102V176L103 175H107V177H111V178H114V179H112V181H111V183L113 182L114 183V185L117 183V182H120V180H116V178L117 179H121V180H125L126 178L125 177H128L127 179H129V176H130V173H131V175H133L134 174V172H138V174H135V175H137L136 177H134V178H132V176L130 177V179L131 180H134L135 178V180H139L140 179V177H138V175L139 176H145L144 174L146 173V176L144 177V179L147 177V180H148V176H151L150 178H152V176H154V178L153 179H151V181L152 182H156V183H158L159 182V184H156V186H157V188H156V186H155V184L154 183H152L153 185L152 186H154V187H150L151 186V184H150V182H149V180H148V184H150L149 185V187L147 186V185H145L146 183H147V180L145 179H143L142 180V182L144 183V185L143 184H141L140 183V186H142V187H140V186H138L139 184H138V180H137V184L135 185V188L134 189H136V187H138V189H136L135 191H138L139 192V194L141 195V196H143V197H141L139 194L137 195V193H134V189H133V185L132 184H135L136 183V181H135V183L133 182H130V183H128L129 182V180H127L126 179V185L127 184H130L131 186H132V188H127L128 190H130L129 192H131L132 193V191H133V193L134 194H136V195H134L133 193V195L131 194V195H127V192L126 191H128V190H125V188L126 187H131L130 185H127L126 187H124L125 186V183L123 184V185H121L123 182L121 181L120 182V184L119 183H117V184H119V186L118 185H116V187H118V188H121L122 186H123V188L124 189H122L124 192H123V194L124 193H126L125 195H127L126 196V199L124 198L125 197V195H123L121 192V190H119L118 188L116 189V188H114V185H113V187L111 186L110 187V184L111 183H109V185H108V182L111 180V178L109 179V181H107L106 180V177L105 176H101V170H100ZM118 168V169H117ZM129 168H131V169H129ZM148 168V169H147ZM185 168V169H184ZM193 169V171L194 172H191L192 171V169ZM225 168L228 170L227 171V173H226V170H225ZM237 168V169H236ZM99 169V170H98ZM109 169H110V171H109ZM125 169V170H124ZM137 170V171H134L133 172V170ZM139 169V170H138ZM146 170V172L143 170V171H141V170ZM153 169H155V171H156V173L155 174H153L155 171H153ZM194 169H196V170H198L199 171V169H200V171L198 172V171H196V170H194ZM205 169V170H204ZM208 169V170H207ZM232 169H234L233 171H232ZM84 170H82L83 171V174H81L80 176H82V177H79L80 179L79 180H81V183H82V181H83V179H84V176H85V172L87 171H84ZM91 170V171H92ZM112 170V171H111ZM119 170H121V172L119 171ZM150 170V171H149ZM183 170V171H185V172H183L182 171V173H181V171ZM187 170V171H186ZM191 170V171H190ZM220 171V172H218V171ZM236 170V171H235ZM242 170V171H241ZM1 171V170H0ZM38 171H39V173L40 172H42L43 173V170L42 171H40L39 169H38ZM38 171L36 172H33V174L35 173H37L36 175H38ZM78 171V170H77ZM105 173H104V172ZM106 171H107V173H106ZM119 171V172H118ZM149 171V172H148ZM152 171H153V173H152ZM179 171V172H178ZM225 171V173H223V172ZM2 172V171H1ZM65 172H66V174H65ZM98 172L100 173V175L99 176H97L98 175ZM109 172H110V175H109ZM115 172H116V174H119V176H120V178H118V175H116L117 177L115 178L114 176H115ZM118 172V173H117ZM124 172H126L127 174H125V175H123V173ZM140 172V173H139ZM150 173L149 175H148V173ZM157 172L159 173V175H157ZM187 172H189V173H187ZM228 172H229V175H230V177L228 178ZM78 173H81V172H78ZM87 173V172H86ZM121 173V174H120ZM133 173V174H132ZM180 173V174H179ZM184 173V174H183ZM188 175V174H191V175H189V176H191V177H186V174ZM195 173V174H194ZM217 173V174H216ZM221 173V174H220ZM44 174V173H43ZM151 174H153V175H151ZM194 174V175H193ZM227 175V180L228 181H231V182H226V178L224 177L223 179H221L220 178V176H222V175ZM0 175H1V173H0ZM60 174H58L57 176H61ZM88 174H86V176H87ZM114 175V176H113ZM129 175V176H128ZM184 175V176H183ZM208 175V176H207ZM215 175H217V176H215ZM89 176V175H88ZM113 176V177H112ZM161 176V177H162ZM194 176V177H193ZM203 176H205V179H204V177ZM101 177H102V180H104V182H102L101 183ZM105 177V178H104ZM195 177H199L198 179H202L203 181L201 182V181H199V180H197V179H195V181L194 180H192V179H194ZM220 178V179H216L217 181L216 182H214L215 180V178ZM223 177V176H222ZM235 177V178H234ZM241 177V178H240ZM1 178V177H0ZM81 178H83V179H81ZM104 178V179H103ZM124 178V179H123ZM188 178H191L190 180H192L193 182H194V184L193 185H195V183H196V187L195 186H193L192 185V183H187V181H190V180H188ZM214 178V179H213ZM231 178V179H230ZM232 178H234V179H232ZM243 178V179H242ZM154 179H156L155 181H154ZM209 179L211 180V179H213V181L210 183L211 184V186H213L214 187V185H212V184H216V183H219V180H220V182L223 180V182H224V184L225 185H227V186H223V184H222V186H223V188L220 190V188L221 187H219V185L217 184V188H219V190L216 188V185H215V190L216 191H220L219 192V194H223V193H225L224 194V197H222L221 195H219L216 191H214L213 190V187H211L212 189H209V191H207L208 190V188H209V186H210V184L207 186L206 184H207V180L209 181ZM225 179V180H224ZM240 179V180H239ZM242 179V180H241ZM85 180H86V178H85ZM130 180V181H131ZM141 180V179H140ZM107 181V182H106ZM128 181V182H127ZM160 181H162V179H160ZM198 183H197V182ZM206 181V183H204ZM241 181V182H240ZM244 181V182H243ZM106 182V183H105ZM141 182V181H140ZM146 182V183H145ZM236 182V183H235ZM84 183H85V185H86V181L84 182L83 181V185H84ZM92 183H93V185H92ZM101 183V184H100ZM173 183V182H172ZM184 183V182H183ZM202 183H204L206 186H204V184L202 185L203 186V188L204 187H206V188H202V187H200V185L202 184ZM228 183V184H227ZM231 185H230V184ZM235 183V184H234ZM242 183V184H241ZM244 183V184H243ZM87 184H89L90 185V182L88 183L87 182ZM95 184V185H94ZM97 184V185H96ZM168 184V183H167ZM174 184V183H173ZM187 184H190L191 186L190 187H188V185ZM197 184H199V185H197ZM88 185V186H89ZM107 185L109 186V187H107ZM158 185H160L161 187H160V189H159V186ZM236 185H237V188H236ZM240 185H242V186H240ZM258 185H263V187H257ZM93 186V187H92ZM144 186V187H143ZM198 186V187H197ZM220 186H221V183H220ZM230 186V187H229ZM241 187V190H240V187ZM106 187V188H105ZM229 187V188H228ZM232 187V188H231ZM238 187H239V190H238ZM247 187L248 188H250V189H247ZM255 187V188H254ZM103 188H105V189H103ZM111 188V189H110ZM141 189V191H145L146 193H145V195H144V193H142L141 191H140V189ZM149 188V189H148ZM151 188H153V189H151ZM198 188H199V191H197L198 190ZM242 188H245V189H243L242 190ZM91 189H89V192H91L92 191V194H94V193H96V194H98L99 196H101L100 195V192L99 191H97V189L96 190H94V192H93V189L91 190ZM102 189V190H101ZM106 189H108L109 190V193H113L114 195H111V194H109V195H111L110 197H109V195L106 193V195L104 194L105 192H106ZM115 189V190H114ZM143 189V190H142ZM151 189V190H150ZM155 189V190H154ZM159 189V190H158ZM164 189V190H163ZM197 189V190H196ZM225 191H224V190ZM257 189H259V190H257ZM260 189L262 190L261 192H260ZM107 190V191H108ZM119 191V192H117V196H116V192L115 191ZM200 190H203V191H200ZM210 190H212V192H210ZM230 190H231V192H230ZM233 190V191H232ZM238 190V191H237ZM252 190V191H251ZM258 192H260V193H258ZM105 191V192H104ZM112 191V192H111ZM121 191V192H120ZM147 191H148V194L150 193V191L152 192V196H150V194L148 195L147 194ZM166 191V192H165ZM198 193H196V192ZM208 193H207V192ZM242 191V192H241ZM247 191V192H246ZM249 191H251V192H249ZM104 192V193H103ZM128 192V194H130ZM141 192V193H140ZM160 192H161V194H163L162 192H164V193H167V197H165V195L163 196V195H161L160 194ZM201 192H202V194H201ZM210 192V193H209ZM213 192H215V194H213ZM228 192V193H227ZM257 193V195H256V193ZM121 193V194H120ZM194 193H196L195 194V196L193 195ZM200 193V194H199ZM203 193H205V195H203ZM235 195H234V194ZM243 193V194H242ZM248 193V194H247ZM147 194V195H146ZM154 194V195H153ZM213 194V195H212ZM228 194V195H227ZM233 194V195H232ZM255 196H254V195ZM260 194V195H259ZM261 194H263V195H261ZM105 195V196H104ZM121 195V196H120ZM188 195V194H187ZM209 195V196H208ZM229 195L230 196H232V197H229ZM9 195H6V199H10V197H8ZM95 197V198H101V197H96L95 196V194L94 195H92V197ZM118 196H120V198L118 197ZM124 196V197H123ZM129 196V197H128ZM136 196L137 197H139V201H141L140 203H139V201H138V198H137V200H135V198H136ZM147 197V199H149V196L151 197V199L153 198V196H154V198H153V204L152 203H150L151 201H150V199H149V203L146 201L145 202V200H144V197ZM200 196H203L202 198H204L203 200H201L200 201V199H201V197ZM211 196V197H210ZM219 196V197H218ZM103 197H102V199H103ZM109 197V198H108ZM115 197V198H114ZM122 197V198H121ZM127 197H128V199H127ZM141 197V198H140ZM164 197V198H163ZM168 197H171L170 198V201H172L173 202V206H174V209H173V206H172V203H170L169 202V198ZM220 197H221V199H220ZM234 197H236L235 199H237V201L235 200V199H233ZM237 197H239V198H237ZM241 197H243V198H241ZM255 197H257V198H255ZM262 197V198H261ZM193 198V199H194ZM206 198V199H205ZM208 198V199H207ZM211 198H213V199H211ZM217 198V199H216ZM232 198V199H231ZM97 199V200H98ZM102 199H99V200H102ZM111 199V200H110ZM120 199V200H119ZM142 199V200H141ZM154 199H155V201H154ZM156 199H157V201H158V199H159V201H158V205H160V207L159 206H155L156 204L155 203H157L156 202ZM215 199H216V202L214 203L213 201H215ZM220 199V200H219ZM229 199V200H228ZM251 199V200H250ZM33 200V199H32ZM144 200V201H143ZM165 200H166V202H165ZM175 200V201H174ZM205 200H206V202H205ZM218 200V201H217ZM231 200V201H230ZM242 200H244V201H242ZM253 200V201H252ZM30 203H32V201H31V199L30 200H28ZM108 201V202H107ZM130 201V202H129ZM133 201H135V204H133L134 202ZM212 201V202H211ZM232 201H233V203H232ZM240 201V202H239ZM132 202V203H131ZM143 202V203H142ZM162 204H161V203ZM218 202V203H217ZM222 202V203H221ZM231 202V203H230ZM235 202V203H234ZM244 202V203H243ZM259 202V203H258ZM29 203V204H30ZM114 203V204H113ZM129 203L130 204H132V205H129ZM142 203V204H141ZM147 203V204H146ZM184 203V202H183ZM204 203H206V204H204ZM207 203H209V204H207ZM217 203V204H216ZM105 204V205H104ZM109 204H111L110 206H109ZM145 204L146 205H149L148 207L147 206H145ZM152 204V205H151ZM155 204V205H154ZM191 204V203H190ZM220 204V205H219ZM231 204V205H230ZM236 204H237V206H236ZM249 204V205H248ZM260 206H259V205ZM100 205V206H101ZM140 205H141V207H140ZM171 205V206H170ZM214 205L215 206H217V208H218V210H216V208H214ZM235 205V206H234ZM262 205H263V207H262ZM99 206V207H100ZM101 206V207H102ZM109 206V207H108ZM123 208H122V207ZM228 206V207H227ZM254 206H257V207H254ZM95 207H97L98 208V205L97 206H95ZM117 207V208H116ZM132 207V208H131ZM147 207V208H146ZM156 207V208H155ZM170 207H172V208H170ZM221 207H223V208H221ZM235 207V208H234ZM121 208V209H120ZM133 208H135V209H133ZM140 208V209H139ZM145 208V209H144ZM149 208V209H148ZM153 208V209H152ZM194 208H196V211H197V214H196V211L194 212ZM221 208V210L219 211V209ZM258 208V209H257ZM260 208V209H259ZM130 209V210H129ZM139 209V210H138ZM171 209H173V210H171ZM207 209H208V212H207ZM215 209V210H214ZM227 209V210H226ZM239 209V210H238ZM241 209V210H240ZM117 210L119 211V212H117ZM137 212V214L134 212ZM137 210V211H136ZM141 210V212H139ZM142 210H144V212L142 211ZM212 210H213V212H212ZM231 210V211H230ZM233 210V211H232ZM246 210H248V211H246ZM249 210H251V211H249ZM3 211V210H2ZM133 212L134 214H136V215H138L137 217L133 214L132 215V213L131 212ZM194 212L195 214H193V213H191V214H193L194 216H196L197 215V217L196 218H194V216H191V214H190V212ZM210 211V212H209ZM216 211V212H215ZM218 211V212H217ZM223 211V212H222ZM226 211H227V213H226ZM228 211H230V212H228ZM240 213H239V212ZM244 211H245V213H244ZM204 212V213H203ZM220 212V213H219ZM235 212V213H234ZM237 212V213H236ZM243 212V213H242ZM254 212V213H253ZM4 213V212H3ZM138 213H142L141 214V216L138 214ZM160 213V214H159ZM206 213V214H205ZM208 213H213L212 215H214V216H212V215H210V214H208ZM215 213V214H214ZM224 213V214H223ZM247 213H249V214H247ZM126 214V215H125ZM148 214V215H147ZM220 216H219V215ZM228 214V215H227ZM246 214V215H245ZM255 214V215H254ZM4 215H7V216H5V219L6 220H8L9 218H11V216H9L8 215V213H6V214H4ZM144 215V216H143ZM159 215V216H158ZM226 215V216H225ZM242 215H244V216H242ZM135 216V217H134ZM143 216V217H142ZM146 216V217H145ZM223 216V217H222ZM254 216H256V217H254ZM142 217V218H141ZM213 217V218H212ZM247 217V218H246ZM2 218V215H0V219ZM8 218V219H7ZM30 218H31V215L29 216V219L28 220H30ZM131 218V219H130ZM210 218V219H209ZM211 218L213 219V220H211ZM217 218V219H216ZM234 218V219H233ZM237 218V219H236ZM262 218H263V220H262ZM122 219H123V221H122ZM136 219H138L137 221H136ZM221 219V220H220ZM225 219H226V221H225ZM236 219V220H235ZM134 220V221H133ZM193 220V221H194ZM210 220V221H209ZM245 220V221H244ZM255 220V221H254ZM208 221V222H207ZM222 221V222H221ZM229 221V222H228ZM239 221V222H238ZM242 221V222H241ZM253 221V222H252ZM262 221V223H260ZM9 222H10V219H9ZM97 222V221H96ZM123 222V223H122ZM132 222V223H131ZM240 222H241V224H243V225H245L246 224V227L245 226H239L240 225ZM255 222H256V224H255ZM27 223V226L26 225H22V224H19V226H14V224H13V226H14V230H16V228H17V234L18 233H21V231H22V233L19 235L18 234V237H17V235L15 234V238L17 239V238H20V236L22 235V237L25 235L24 233H28V234H32V232H30V228H29V223L32 225V223L33 222H27V220H26V222H25V224ZM42 223H44V221L43 222H41V224L40 225H38L39 227H40V229L41 230H43V227L45 228L44 229V231H43V233H41L40 232V234H39V236L40 235H44V238H41V237H38L39 239H36V237L35 236H37V235H34L33 236V234H32V236H30L29 235V237H31V238H34L35 237V239H34V241H40L41 243H42V240H46V241H49L51 244L50 245H52L56 240H58V239H64V237L65 238H87V236H88V238L90 237V236H96L97 238H100V239H116V238H127V235H128V233H126L127 231H125V230H123V229H121V232L122 233H124L123 235H121L122 233H112V232H110V231H108V230H105V228L104 227H102V228H95V231H92L91 233H90V231L89 230H80L81 229V224H80V228H79V233L78 234H73V233H70L69 235H65V234H68V233H63V234H54L53 233V231H50V233L48 234V235H46V234H44L45 232H47L46 231V225H47V223L45 222L43 225H42ZM194 223V222H193ZM206 225H205V224ZM212 223V224H211ZM214 223V224H213ZM235 223H237L238 225H236ZM34 224V223H33ZM97 225L98 224V222L97 223H94L93 225ZM132 224V225H131ZM135 224V225H134ZM146 224V225H145ZM149 224V225H148ZM152 224V225H153ZM202 224V225H201ZM251 226H250V225ZM12 225V223L10 222V226ZM232 225V226H231ZM12 226V227H13ZM33 226V225H32ZM43 226V227H42ZM119 226V227H120ZM156 226V225H155ZM209 226V227H208ZM249 226H250V229H249ZM16 227V228H15ZM27 227V229H24V228H26ZM124 227V226H123ZM139 227V228H138ZM147 227H149V228H147ZM168 227V228H167ZM196 227H197V229H196ZM203 227H205V228H203ZM233 228V229H231V228ZM239 227V228H238ZM248 227V229H246ZM170 228V229H169ZM192 228H193V231L195 232V230H196V232H198V233H192ZM198 228H201L200 230L198 229ZM211 228V229H210ZM238 228V229H237ZM240 228H242V229H240ZM18 229H21V230H19L20 232H18ZM148 229V230H147ZM152 230V231H150V230ZM205 229V230H204ZM211 231H210V230ZM219 229V230H218ZM247 231H246V230ZM29 230V231H28ZM123 230V231H122ZM154 230H156V231H154ZM158 230V231H157ZM167 230V231H166ZM203 230V231H202ZM233 230V231H232ZM16 231H15V233H16ZM88 231V232H87ZM201 231V232H200ZM205 231V232H204ZM103 232V233H102ZM151 232V233H150ZM160 232V233H159ZM163 232V233H162ZM208 232V233H207ZM213 232V233H212ZM221 232V233H220ZM240 232V233H239ZM37 234L39 233V232H36ZM35 233V234H36ZM81 233V234H80ZM98 233V234H97ZM166 233V234H165ZM24 234V235H23ZM73 234V235H72ZM113 234V235H112ZM147 234V235H146ZM160 234V235H159ZM51 235V236H50ZM75 235H79V236H75ZM178 235V236H177ZM27 236V240H30V239H28V235H25V237ZM68 236V237H67ZM70 236V237H69ZM125 236V237H124ZM49 237V238H48ZM212 237V238H211ZM216 237V238H215ZM24 238V237H23ZM42 240H41V239ZM51 238V239H50ZM58 238V239H57ZM48 239H50V240H48ZM31 240H33V239H31ZM33 241V242H34ZM54 241V242H53ZM217 241V242H216ZM220 241V242H219ZM258 241V242H257ZM238 243V244H237ZM259 243V244H258ZM240 244V245H239ZM243 244V245H242ZM40 246L42 247V245L40 244ZM49 246V245H48ZM46 247V246H45ZM236 248H237V250H236ZM238 248H240V249H238ZM242 248V249H241ZM247 248V249H246ZM261 250V251H262ZM257 251V252H258ZM264 251V250H263ZM218 252H221V251H218ZM257 252H248V255H246V253L244 254V255H246L245 256V258H244V256H242V255H239V257H236V256H232V255H230V256H232V257H229V256H226L225 255V257L224 258H221V257H219V258H217L218 260H212V259H204V260H202V261H204L205 263L204 264H255L254 263V261H251V257H255L256 255H254V256H252V253H257ZM222 254H223V252H221ZM220 253V254H221ZM230 253V252H229ZM249 253H250V255H249ZM258 256V255H257ZM256 262V261H255ZM261 262H263V261H261ZM260 261H258V263L259 264H262ZM179 262H177V261H173L171 264H178ZM258 263H256V264H258ZM263 264H264V262H263Z\"/></svg>",
    "mask_w": 264,
    "mask_h": 264
},
{
    "label": "bare ground",
    "instance_id": "bare-ground-1",
    "mask_svg": "<svg viewBox=\"0 0 264 264\" xmlns=\"http://www.w3.org/2000/svg\"><path fill=\"white\" fill-rule=\"evenodd\" d=\"M160 1H162V2H160ZM183 1H184V4L185 3H188L187 2V0H186V2H185V0H142V4H146V5H144V6H147V8L149 9L150 7L151 8H154L156 11H157V9H159L160 8V10H161V14H162V16L164 15V17L165 18H168V19H170V20H166L165 18H162V19H165L166 21H172L173 22V25L174 26H176V28H178V27H180L181 28V31H183L184 32V34H186V35H188L189 34V31H199V30H201V32H200V34L201 33H204V34H206V35H210L211 33H216V35H217V33H221V32H231L232 33V31H233V28L235 27H233V26H231V23L233 22V17H236L237 15H235V14H237V10H239V11H244V7H247L246 9L248 10L249 8H252L254 11H255V13L256 12H258V10L260 11V9L262 8L263 10H262V12H264V0H188V1H190V3L192 2V1H194L195 3L191 6V8L188 10L187 8V10H184L183 8H185V6H184V4H183V8L181 7L182 6V3H183ZM123 2H125V3H127L125 0H0V23H3L6 27H5V34H6V39H5V72H6V78L11 82V84H12V97H13V101H12V103H13V107H15V101H17V100H21V101H24L25 103H27V100H28V98L29 97H31L32 98V94H30V93H32V91H31V89H33L34 88V91H35V93H36V95H37V97L38 96H40L41 97V99L44 101V102H46V99H47V97H54V98H56V99H62L63 97H68L66 100H72V99H74L73 97H76L77 98V101H78V103L76 102V101H70V102H72L73 104H76L77 103V107H78V105L79 104H81V105H79L80 106V109H81V106L82 107H84V108H82L81 110H82V114H89V113H91L92 111H93V113L94 114H99V116H101V114H105L106 112H108L109 111V109H111V106H109L112 102H117V101H120L122 98H123V100L124 99H126L124 96H127V97H132V94L135 92V90H134V88L133 89H131V90H134L133 92L130 90V89H128V90H126L125 92H124V90H118V92H119V95L118 94H116L115 93V87H117L118 88V84L117 83H115V79L113 80V78H112V80L111 79H109V78H111V76H113V75H111V74H114V78H119V74H118V72L117 71H112V69L110 68V66L111 65H113L114 64V61L115 60H120V59H126V61H127V59H129V63H131V66H133L134 68H139L140 67V65L141 64H138V63H140L139 61H137V56H140L139 55V53H138V51H137V49L139 50V45H141V44H143V42H144V40L146 39V44H147V39H149V36H150V38H152L151 37V35H153V34H155V30H153V28L151 27L152 25L151 24H148V25H150V27L147 25V21L145 20V19H143L144 17H145V15H143L142 16V14H144V11H145V13H147L146 14V16H149L150 14H151V10H153V9H150V14L148 13V9H146L147 10V12H146V10L145 9H136V8H134V9H132L131 7V9L130 8H128L126 5H125V3H123ZM32 3H36V4H39V6H47V8L49 7V8H54V10H56V12L58 13V18H59V20L58 21H53V18H50V17H47V18H45L44 16H42V15H39V18L43 21V23H44V25H42V28H43V30L41 29V34H42V32H44V34H46L45 36H43V34L41 35V36H43V37H36V38H33L32 37V35H31V31L32 30H30V27H29V25H28V22L26 21V6H28V5H33ZM35 4V5H36ZM99 4H103V6H105V7H102L101 5V7L99 8L97 5H99ZM111 4V5H110ZM123 4L125 5V6H123ZM114 5V6H113ZM186 5V4H185ZM34 6V5H33ZM109 6H113V8L114 7H119V9H121L122 11H124L123 13H124V18H125V20L123 19H120L121 17H123L122 15L120 16V15H118L117 17H119V21H117L116 20V17H115V19H112L111 17V14L114 16V12L116 11L115 9H112V8H110ZM143 6V5H142ZM157 6L159 7V8H157ZM187 6V5H186ZM36 6H34V8H35ZM93 7H96V8H93ZM97 7H98V10H96L97 9ZM124 7H127V9L126 8H124ZM46 8V7H45ZM108 8H110L111 9V11L113 10L114 12H112V13H110V15H109V17L112 19H110L109 20V17L107 18V10H109ZM138 8V7H137ZM142 8V7H141ZM145 8V7H144ZM28 9V8H27ZM30 9V8H29ZM28 9V10H29ZM32 9V8H31ZM36 9V8H35ZM117 10H118V13H120L119 12V9L118 8H116ZM126 9V10H125ZM242 9V10H241ZM245 9V11L244 12H246L247 14H249L250 13V11H251V9H250V11L248 12L247 10ZM27 10V11H28ZM47 10V9H46ZM120 10V11H121ZM32 11V10H31ZM122 11H121V13H122ZM168 12H170L171 13V15L168 13ZM34 13V12H33ZM153 13V12H152ZM156 13V12H155ZM160 13V12H159ZM243 13V12H242ZM251 13H253V12H251ZM259 13V12H258ZM36 14V13H35ZM47 14V13H46ZM149 14V15H148ZM157 14V13H156ZM168 14L170 15V16H168ZM246 14V15H247ZM254 14V13H253ZM253 14H252V17L250 16V17H246V19L247 18H249V19H251V21H247L246 19H245V24H247L248 25V22H249V25L251 24L250 22H253V25L254 24H258V23H254V22H258L259 20H260V22H261V19H259L260 17H261V15L262 16H264L263 15V13L261 14V13H259V14H261L260 15V17H259V14H257L258 15V17L259 18H256V17H254L253 18ZM31 15V14H30ZM239 15V14H238ZM250 15V14H249ZM256 15V16H257ZM42 16V17H41ZM153 16V15H152ZM248 16V15H247ZM255 16V15H254ZM140 17H142L141 19H140ZM241 17V16H240ZM245 17V16H244ZM56 18V17H55ZM114 18V17H113ZM146 18V17H145ZM149 18V17H148ZM148 18H146V19H148ZM118 19V18H117ZM138 19H140L139 20V23H143V21L142 20H144V22H145V24H139L138 22H136ZM240 19V18H239ZM243 19V18H242ZM242 19H241V21H242ZM248 19V20H249ZM263 19V18H262ZM33 20V19H32ZM236 20V19H235ZM244 20V19H243ZM121 21V22H120ZM165 21V22H166ZM182 21H184V24H182L183 22ZM238 21H240V20H238ZM247 21V22H246ZM135 22L136 23H138V25H135V27L136 26H140V28L138 29V28H135L134 26H133V23L135 24ZM150 22V21H149ZM148 22V23H149ZM165 22H163V23H165ZM181 22V23H180ZM244 22V21H243ZM58 23V24H57ZM162 23V24H163ZM170 23V22H169ZM235 23H237V22H235ZM234 23V24H235ZM240 23V22H239ZM32 24V23H31ZM35 24H37V23H35ZM166 25H168L167 23H165ZM263 24V23H262ZM241 27L243 28V27H245V26H243V24L241 23ZM256 25H254V26H256ZM260 26H261V23L259 24ZM43 26H47L46 28L45 27H43ZM164 26L165 25H163V29H164ZM169 26H171V25H169ZM252 26V25H251ZM251 26H249V27H251ZM259 26V27H260ZM166 27V26H165ZM238 27H239V25H238ZM258 27V28H259ZM151 28V29H150ZM236 28V27H235ZM255 28V27H254ZM260 28H262V27H260ZM154 29H156V28H154ZM184 29V30H183ZM249 29H252V28H246L245 29V31L246 30H249ZM264 29V28H263ZM156 30H158V29H156ZM177 30V29H176ZM243 30V29H242ZM253 30V29H252ZM252 30H250V31H252ZM255 30V29H254ZM257 30V29H256ZM154 31V32H153ZM172 31V30H171ZM203 31V32H202ZM241 31V30H240ZM244 31V30H243ZM262 31V30H261ZM59 32H64V33H66V35L68 36V38H66L65 36H61L60 34L61 33H59ZM167 32V29L165 30V33ZM178 32H180V31H178ZM182 32V33H183ZM253 32V31H252ZM257 32L258 31H256L255 33H254V35L253 36H255L256 37V35H257ZM259 32H260V30H259ZM50 33V34H49ZM59 33V34H58ZM248 33H249V31H248ZM52 34H57V37L58 38H53V36H52ZM167 34V33H166ZM173 34V33H172ZM175 34V33H174ZM177 34V33H176ZM181 34V33H180ZM179 34V35H180ZM195 34V33H194ZM193 34V35H194ZM203 34V35H204ZM222 34V33H221ZM246 34V33H245ZM261 34V33H260ZM51 35V36H50ZM182 35V34H181ZM191 35V34H190ZM206 35H204V37H206L207 38V36ZM213 35V34H212ZM224 35V34H223ZM222 35V36H223ZM229 35H230V33H229ZM229 35H227L226 34V36H229ZM236 35V34H235ZM142 36L143 37H145V38H142ZM160 36V35H159ZM176 36V35H175ZM211 36V35H210ZM221 36V35H220ZM161 37V36H160ZM181 37V36H180ZM184 37V36H183ZM196 37V36H195ZM202 37V36H201ZM224 37V36H223ZM222 37V38H223ZM230 37V36H229ZM228 37V38H229ZM232 37V36H231ZM264 37V32H263V35H262V38ZM40 38H42V39H44V40H46L47 41V48H45L44 49V51H46V50H48V56H47V58H51L52 57V60H53V62L51 63L52 65L50 66V65H48V67H50V69L48 70V71H46V80H45V82L43 83V84H45V88H47L49 85H52L53 83V81H55L56 82V86H55V88L53 89L52 88V90H51V92L49 93V95L48 96H46V92H43L42 93V88H43V84L40 86L39 85V80H40V78L39 77H41L40 76V72H41V68H39V65H38V63L37 62H34L33 63V65H32V58H31V56H30V54H29V52L31 53L32 52V55L34 56V54H33V50L32 51H30L31 50V48L35 45V46H39V49H40V46L41 47H43L42 45H40L41 43H40V41L42 42V39L40 40ZM155 38V37H154ZM162 38V37H161ZM161 38H160V40H161ZM166 38V37H165ZM177 38V37H176ZM206 38H204V39H206ZM210 38V37H209ZM211 38H213V37H211ZM233 38V40H234V42H235V39H234V36L232 37ZM232 38L231 39H229V40H231V41H233L232 40ZM261 38V37H260ZM65 39H73L74 40V42H72L71 44L74 46L75 45V47H77L78 49H83V51L84 50H86V51H84V53H80V52H78V51H72L71 49H72V47L70 46L71 44H69V41L70 40H68V42L65 40ZM157 39H158V36H157ZM214 39V38H213ZM215 39H216V37H215ZM215 39L214 40H211L212 42L213 41H215ZM151 39H149V41H150ZM178 40V39H177ZM180 40V39H179ZM183 40V39H182ZM209 40V39H208ZM207 40V41H208ZM220 41L221 39H217L216 40V42L217 41ZM152 41H153V43H154V40H151V44H152ZM167 41V40H166ZM189 41V40H188ZM45 41H43V43H44ZM131 42V46H129V45H127L128 43H130ZM69 44V45H68ZM139 44V45H138ZM157 44V43H156ZM169 44H171V42L169 43ZM175 44V43H174ZM177 44V43H176ZM179 44V43H178ZM199 44V43H198ZM210 44H212V43H210ZM224 44H226L225 42H224ZM223 44V45H224ZM45 45V44H44ZM126 46L127 45V48H130L129 50V52L128 53H124V51L125 50H120L119 51V49L121 48H123V49H125L126 47H122V46ZM138 45V46H137ZM209 45V44H208ZM214 45H216V44H214ZM213 44L212 45H209V46H214ZM217 45H219L218 43H217ZM228 45V48L231 46V48H234V46H236L237 45V43L235 42V45L234 44H226V46ZM230 45V46H229ZM232 45H234L233 47H232ZM111 46H113V47H115V48H117V51L118 52H116V53H114L113 52V50L115 49H113ZM129 46V47H128ZM142 47H143V45H141ZM140 46V47H141ZM148 46V49H149V46H150V43H149V45H147ZM152 46H153V44H152ZM151 46V47H152ZM170 46V45H169ZM176 46V50H177V45H175ZM225 46V47H226ZM238 46V45H237ZM44 47H46V46H44ZM140 48V49H143V48ZM144 47H146L145 45H144ZM170 47H172V46H170ZM192 47H193V45H192ZM204 47V46H203ZM215 47V46H214ZM219 47V46H218ZM109 48V49H108ZM111 48V49H110ZM126 48V49H127ZM147 48V47H146ZM154 48V47H153ZM156 48V47H155ZM160 48V47H159ZM211 48V47H210ZM213 48V47H212ZM217 48V47H216ZM221 48H222V46H221ZM221 48H220V50H221ZM148 49H146V51L148 50ZM152 49V48H151ZM165 49H166V47H165ZM171 49H173V48H171ZM174 49H175V47H174ZM205 49L207 50V49H209V47L208 48H206L205 47ZM222 49H224V48H222ZM41 50H43V48H41ZM112 51V55L111 54H107L106 55V53L108 52V51ZM128 50V49H127ZM150 50V49H149ZM160 50V49H159ZM158 50V51H159ZM170 50V49H169ZM205 50V51H206ZM209 50H211V49H209ZM213 50H214V48H213ZM219 50V48L217 49V51ZM232 50V49H231ZM36 51V50H35ZM116 51V50H115ZM144 51H145V48H144ZM152 51V50H151ZM153 51H154V49H153ZM179 51H181V50H179ZM200 51V50H199ZM212 51V50H211ZM154 52H157V51H154ZM209 51H207V53H208ZM218 52H220V51H218ZM222 52H224V50L222 51ZM227 52V51H226ZM229 52H230V50H229ZM233 52V51H232ZM263 52V51H262ZM38 53V52H37ZM45 53H47V52H45ZM50 53V54H49ZM111 53V52H110ZM114 53V54H113ZM149 53V52H148ZM161 53V52H160ZM185 53V52H184ZM200 53V52H199ZM213 52H211V54H212ZM216 52L214 51V54H215ZM231 53V52H230ZM234 53V52H233ZM41 54H42V52H41ZM44 54V53H43ZM172 54V53H171ZM191 54V53H190ZM195 54V53H194ZM202 54V53H201ZM204 54V53H203ZM202 54V55H203ZM218 53H216L215 55H217ZM126 55V56H125ZM129 55V56H128ZM144 55H146L145 54V52H144ZM143 55V56H144ZM147 55H149V56H151L150 54H147ZM158 55V54H157ZM164 55V54H163ZM170 55V54H169ZM168 55V56H169ZM179 55V54H178ZM185 55V54H184ZM198 55V54H197ZM200 55V54H199ZM223 55H224V53H223ZM231 55V54H230ZM39 56V55H38ZM128 56V57H127ZM142 56V57H143ZM160 56V55H159ZM174 56H176V55H174ZM204 56V55H203ZM202 56V57H203ZM206 56V55H205ZM204 56V57H205ZM212 56V55H211ZM220 56V55H219ZM235 56H237L236 54H235ZM235 56H234V54H233V58H235ZM249 56V55H248ZM253 56V55H252ZM35 57H37V56H35ZM41 57H42V55H41ZM122 57V58H121ZM141 57V56H140ZM142 57H141V59H142ZM163 57V56H162ZM170 57V56H169ZM184 57V56H183ZM187 57V56H186ZM194 57H196V56H194ZM203 57V58H204ZM214 57H216V56H214ZM221 57V56H220ZM225 57V56H224ZM245 57V56H244ZM260 57V56H259ZM39 58V57H38ZM148 58V57H147ZM147 58H145V59H147ZM154 58V57H153ZM171 58L173 59L174 57H172L171 56ZM175 58H177V57H175ZM175 58H174V60H175ZM188 58V57H187ZM191 58V57H190ZM190 58H188V59H190ZM201 58V55L199 56V59ZM207 58V57H206ZM211 59H212V57H210ZM210 58H207V59H210ZM229 57H227V59H228ZM237 58V57H236ZM248 58V57H247ZM144 59V58H143ZM149 59V58H148ZM147 59V60H148ZM172 59H170V60H172ZM195 59V58H194ZM194 59H193V61H194ZM197 59V58H196ZM195 59V60H196ZM225 59V58H224ZM229 59H231V56H230V58ZM246 59V58H245ZM257 59H258V57H257ZM159 60V59H158ZM174 60H172V61H174ZM203 60V59H202ZM206 60V59H205ZM218 60H219V58H218ZM232 60V59H231ZM236 60V59H235ZM263 60H264V58H263ZM49 61V60H48ZM143 61V60H142ZM141 61V62H142ZM164 61H166L167 63H168V58H167V60L165 59ZM222 61V60H221ZM225 61V60H224ZM237 61V60H236ZM248 61V60H247ZM117 62V61H116ZM147 62V61H146ZM145 62V63H146ZM182 62H184V61H182ZM188 62V61H187ZM192 62V61H191ZM197 62V61H196ZM215 62V61H214ZM235 62V61H234ZM242 62V61H241ZM254 62V61H253ZM256 62V61H255ZM107 63H109V64H107ZM170 63V62H169ZM168 63V64H169ZM223 63L224 62H222V65H223ZM244 63H245V61H244ZM247 63V62H246ZM43 64V63H42ZM148 64V63H147ZM147 64L144 66V67H146L147 66ZM152 64V63H151ZM174 64V63H173ZM192 64V63H191ZM231 64V63H230ZM234 64V63H233ZM240 64V63H239ZM242 64V63H241ZM252 64V63H251ZM254 64V63H253ZM263 64V63H262ZM31 65V66H30ZM44 65V64H43ZM117 65V64H116ZM185 65H187V63L185 64ZM188 65H190V64H188ZM217 65V64H216ZM221 65V66H222ZM226 65H227V63H226ZM244 65V64H243ZM152 66V65H151ZM163 66H164V64H163ZM179 66V65H178ZM183 66H184V64H183ZM199 66V65H198ZM213 66V65H212ZM211 66V67H212ZM219 66V65H218ZM227 66H230V65H227ZM233 66V65H232ZM237 66V65H236ZM248 66V65H247ZM250 66V65H249ZM252 66V65H251ZM45 67V66H44ZM115 67V66H114ZM150 67V66H149ZM167 67V66H166ZM181 67V66H180ZM240 67V66H239ZM245 67V66H244ZM256 67V66H255ZM143 68V67H142ZM159 68V67H158ZM170 68V67H169ZM168 68V69H169ZM192 68V67H191ZM224 68V67H223ZM226 68V67H225ZM247 68V67H246ZM253 68V67H252ZM252 68H251V70H252ZM257 68H258V66H257ZM263 68V67H262ZM144 69V68H143ZM150 69V68H149ZM154 69V68H153ZM152 69V70H153ZM162 69V68H161ZM166 69V68H165ZM173 69V68H172ZM187 69V68H186ZM198 69V68H197ZM227 69V68H226ZM255 69V68H254ZM120 70V69H119ZM136 70V69H135ZM142 70V69H141ZM155 70H157V69H155ZM182 70V69H181ZM210 70H212V69H210ZM236 70V69H235ZM239 70V69H238ZM242 70V69H241ZM249 70V69H248ZM30 71H31V73L32 74H30ZM123 71V70H122ZM139 72H140V69L138 70ZM150 70H148L147 72L148 73H150L149 72ZM184 71V70H183ZM192 71V70H191ZM228 71V70H227ZM256 71V70H255ZM257 71H258V69H257ZM138 72V73H139ZM143 72H145V71H143ZM143 72H141L140 74L142 75L143 74ZM146 72V73H147ZM151 72H153V71H151ZM159 72H160V70H159ZM171 72V71H170ZM199 72V71H198ZM231 73H232V71H230ZM243 72H245V71H243ZM248 72V71H247ZM259 72V71H258ZM261 72V71H260ZM137 73V71L135 72V74ZM160 73H162V72H160ZM187 73H188V71H187ZM186 73V74H187ZM221 73L222 72H220L219 71V74L218 75H221ZM224 73V72H223ZM230 73V74H231ZM237 73H239V72H237ZM241 73V72H240ZM134 74V75H135ZM164 74H166V72H164ZM168 74V73H167ZM205 74V73H204ZM210 74V73H209ZM213 74H215V73H213ZM226 74V73H225ZM224 74V75H225ZM243 74V73H242ZM246 74V73H245ZM244 74V75H245ZM254 74H255V72H254ZM258 74H261V73H258ZM110 75V76H109ZM138 75L139 74H137L136 76L138 77ZM153 75V74H152ZM157 75V74H156ZM159 75V74H158ZM171 75V74H170ZM173 75V74H172ZM189 75V74H188ZM192 75V74H191ZM211 75V74H210ZM209 75V76H210ZM227 75V74H226ZM237 75V74H236ZM240 75V74H239ZM248 75V74H247ZM252 75V73L250 74V75H248V78L247 79H249L250 77L249 76H251ZM257 75V74H256ZM31 76H32V80H33V83H32V85L34 86L33 88H32V86L30 85V81H31ZM104 76V77H103ZM120 76H122V75H120ZM140 76V75H139ZM143 76H145V74L143 75ZM142 76V77H143ZM161 76V75H160ZM179 76H180V74H179ZM196 76V75H195ZM231 76H233L232 74H231ZM234 76H235V73H234ZM233 76V77H234ZM253 76V75H252ZM255 76V75H254ZM260 76V75H259ZM123 77V76H122ZM129 77V76H128ZM141 77V76H140ZM146 77V76H145ZM144 77V78H145ZM148 77V76H147ZM149 77H151V75L149 76ZM154 77V76H153ZM156 77V76H155ZM159 77V76H158ZM177 77V76H176ZM217 77V76H216ZM219 77H221V76H219ZM240 77V76H239ZM243 77H245V76H243ZM107 78L109 79V81L107 80ZM162 78V77H161ZM189 78V77H188ZM192 78V77H191ZM222 78H223V76H222ZM225 78V77H224ZM234 78H236V77H234ZM233 78V79H234ZM262 78V77H261ZM128 79V78H127ZM148 79V78H147ZM163 80H164V78H162ZM169 79V78H168ZM211 79V78H210ZM228 79V78H227ZM237 79V78H236ZM239 79V81H240V78H238ZM105 80H107V81H105ZM122 80V79H121ZM121 80L119 81V80H117V82H121ZM124 80V79H123ZM138 80V79H137ZM166 80V79H165ZM225 80L226 79H224V82H225ZM242 80V79H241ZM255 80H257V79H255ZM259 80V79H258ZM261 80V79H260ZM125 81V80H124ZM134 81V80H133ZM154 81H155V78H154ZM157 81H159L160 82V80H159V78H158V80ZM157 81H155V83L157 82ZM235 81H238V80H235ZM235 81H234V83H235ZM248 81V80H247ZM253 81H254V79H253ZM264 81V80H263ZM123 82V81H122ZM126 82V81H125ZM142 82V81H141ZM145 82H147V81H145ZM151 83H154L153 81H150ZM149 82V83H150ZM167 81H165V83H166ZM175 82V81H174ZM207 82V81H206ZM227 82H228V80H227ZM244 82H245V80H244ZM71 83H73L74 84V86H75V84H78L77 86H75V89H76V91L75 92H73L72 90L70 91V84ZM140 83V82H139ZM158 83V82H157ZM161 83L162 82H160V83H158V84H160L161 85ZM164 83V81H163V84H165ZM246 83V82H245ZM244 83V84H245ZM252 83V82H251ZM256 83V82H255ZM258 83V82H257ZM262 83V82H261ZM261 83H260V85H261ZM264 83V82H263ZM80 84H82V90L81 91H79L78 90V88H80ZM124 84V83H123ZM141 84V83H140ZM142 84H143V82H142ZM172 84V83H171ZM218 84V83H217ZM248 84H250L249 82L246 84L247 86H248ZM39 85V86H38ZM143 85H145V84H143ZM150 85H153V84H150ZM150 85H149V87H150ZM160 85H158V87L156 86V88H159V86ZM229 85V84H228ZM231 85V84H230ZM229 85V86H230ZM238 85V84H237ZM264 85V84H263ZM138 86H140V85H138ZM142 86V85H141ZM162 86V85H161ZM236 86V85H235ZM242 86V85H241ZM251 86H254L253 85V83H252V85ZM251 86H248V89L249 88H251ZM41 87V88H40ZM147 88H148V86H146ZM213 87H215V86H213ZM218 87V86H217ZM216 87V88H217ZM231 87V86H230ZM262 87V86H261ZM260 87V88H261ZM120 88V87H119ZM121 88H122V86H121ZM155 89V87H152V89ZM162 89H163V87H161ZM172 88V87H171ZM177 88V87H176ZM232 88H233V86H232ZM256 88H258V87H256ZM41 89V90H40ZM73 89V88H72ZM123 89V88H122ZM127 89V88H126ZM138 89V88H137ZM165 89V88H164ZM178 89V88H177ZM220 89H222V88H220ZM228 89V88H227ZM234 89V88H233ZM235 89H237L236 87H235ZM234 89V91H236ZM245 89V88H244ZM254 88L252 87V89L251 90H253ZM262 89V88H261ZM263 89H264V87H263ZM142 90V89H141ZM145 91L147 90V89H144ZM149 90H151V89H149ZM158 89H156V93L158 92L157 91ZM225 90V89H224ZM242 90V89H241ZM250 90V89H249ZM258 90H260V89H258ZM257 90V91H258ZM161 91V90H160ZM166 91V90H165ZM169 91V90H168ZM206 91V90H205ZM208 91V90H207ZM233 91V92H234ZM240 91V90H239ZM238 91V92H239ZM246 91H247V89H246ZM245 91V92H246ZM256 91V92H257ZM263 91V90H262ZM137 92V91H136ZM135 92V93H136ZM150 92V91H149ZM148 92V93H149ZM152 92H154V91H152ZM203 92V91H202ZM237 92V91H236ZM235 92V93H236ZM151 93V92H150ZM160 94H162V92H159ZM231 93H232V91H231ZM248 93V92H247ZM253 93H255V92H253ZM261 93V92H260ZM263 93V92H262ZM152 94V93H151ZM151 94L149 95V96H151ZM158 94V93H157ZM157 94H156V96H157ZM225 94V93H224ZM228 94V93H227ZM239 94H241L240 92H239ZM249 94V93H248ZM257 94V93H256ZM164 94H162V96H163ZM170 95V94H169ZM221 95H222V93H221ZM229 95V94H228ZM232 95V94H231ZM237 95V94H236ZM263 95V94H262ZM123 96V97H122ZM134 96H136L135 94H133V97ZM155 96V97H156ZM220 96V95H219ZM242 96V95H241ZM257 96V95H256ZM69 97H70V99H69ZM122 97V98H121ZM154 96H153V98H155ZM164 97V96H163ZM165 97H167V96H165ZM223 97V96H222ZM236 97V96H235ZM243 97V96H242ZM253 97V96H252ZM260 97V96H259ZM258 97V98H259ZM119 98H120V100H119ZM135 99H136V97H134ZM138 98V97H137ZM140 98V97H139ZM144 98V97H143ZM158 98V97H157ZM237 98H238V96H237ZM262 98V97H261ZM34 99V98H33ZM65 99V98H64ZM81 101H79V100ZM118 99V100H117ZM134 99V100H135ZM147 99V98H146ZM160 99H161V97H160ZM165 99V98H164ZM230 99V98H229ZM249 99V98H248ZM260 99V98H259ZM36 100V99H35ZM51 100V99H50ZM99 100V101H98ZM132 100V99H131ZM130 100V101H131ZM136 100H138V99H136ZM140 100V99H139ZM141 100H142V98H141ZM144 100V99H143ZM150 100V99H149ZM148 100V101H149ZM206 100V99H205ZM243 100V99H242ZM246 100V99H245ZM256 100V99H255ZM261 101H262V99H260ZM259 100V101H260ZM264 100V99H263ZM37 102L39 101V100H36ZM54 101V100H53ZM56 101V100H55ZM62 101H64L63 99H62ZM96 101H98V105H97V107H95V109L94 110H92L91 108H92V106H93V104L96 102ZM111 101V102H110ZM127 101H129V99H127ZM130 101H129V103H130ZM193 101V100H192ZM211 101V100H210ZM220 101V100H219ZM222 101V100H221ZM233 101H235L234 99H233ZM241 101V100H240ZM258 101V100H257ZM256 101V102H257ZM260 101V102H261ZM43 102V103H44ZM74 102H76V103H74ZM124 102V101H123ZM133 102H135V101H133ZM218 102V101H217ZM239 102V101H238ZM243 102H245V101H243ZM259 102V103H260ZM38 103H40V101L38 102ZM38 103H36V104H38ZM59 102H56V103H54V105L53 106H56L57 104H58ZM82 103L84 104V106L82 105ZM97 103V102H96ZM106 103H108V105L106 104ZM118 103V102H117ZM116 103V104H117ZM128 103V104H129ZM138 103V102H137ZM160 103V102H159ZM223 103V102H222ZM258 103V104H259ZM35 104V103H34ZM41 104V103H40ZM124 104V103H123ZM123 104H121V105H123ZM131 104V103H130ZM149 104V103H148ZM151 104V103H150ZM183 104V103H182ZM229 104H232V103H229ZM234 104V103H233ZM237 105H239L238 103H236ZM235 104V105H236ZM255 104V103H254ZM262 103H260V105H261ZM264 104V103H263ZM69 104H67V106H68ZM124 105H126V104H124ZM133 105H134V103H133ZM135 105H137V104H135ZM259 105V106H260ZM44 106H45V104H44ZM75 106V107H76ZM128 106H130V105H128ZM154 106V105H153ZM152 106V107H153ZM162 106V105H161ZM175 106V105H174ZM221 106V105H220ZM230 106V105H229ZM244 106V105H243ZM250 106H251V104H250ZM263 106V105H262ZM261 106V107H262ZM41 107H42V104H41ZM57 107V106H56ZM59 107V106H58ZM72 107V106H71ZM76 107V108H77ZM101 107V108H100ZM103 107V108H102ZM122 107V106H121ZM135 107H137V106H135ZM149 107H150V105H149ZM148 107V108H149ZM155 107H156V105H155ZM160 107V106H159ZM172 107V106H171ZM234 107V106H233ZM129 108H131V112H132V110L134 111V109H132V107H129ZM161 108V107H160ZM159 108V109H160ZM229 108V107H228ZM232 108V107H231ZM257 108V107H256ZM260 108V107H259ZM41 109V108H40ZM40 109H39V106H38V110L40 111ZM125 109V108H124ZM128 108H127V106H126V110H127ZM138 109V108H137ZM136 109V111H138ZM144 109V108H143ZM150 109V108H149ZM192 109V108H191ZM230 109V108H229ZM43 110H44V107H43ZM76 111H77V109H75ZM80 110V111H81ZM123 110V109H122ZM125 110V111H126ZM226 110V109H225ZM228 110V109H227ZM260 110V109H259ZM49 111L51 112V109H49ZM48 111V112H49ZM76 111H74V109H73V112L71 113V114H79L78 112H76ZM151 111V110H150ZM161 111V110H160ZM160 111H158L159 113H160ZM163 111V110H162ZM187 111V110H186ZM192 111H194V110H192ZM191 111V112H192ZM229 111V110H228ZM46 112V114L45 115H47V111H45ZM55 112V111H54ZM59 112V111H58ZM122 112V111H121ZM128 112V111H127ZM131 112H130V114H131ZM148 112V111H147ZM155 112V111H154ZM176 111H174V113H175ZM188 112V111H187ZM250 112V111H249ZM39 113V112H38ZM133 113V112H132ZM241 113H243V112H241ZM264 113V112H263ZM41 114H42V112H41ZM62 114V113H61ZM66 114V113H65ZM70 114V113H69ZM70 114V115H71ZM117 114V113H116ZM123 114V113H122ZM167 114V113H166ZM185 114H187V113H185ZM224 114V113H223ZM250 114H253V113H251L250 112ZM45 115H42V116H44L43 118H41V122H39V125H37V123H36V120L34 119L35 117H33L32 119H30L29 118V116H27V115H25L24 117H23V120H24V126L27 124H30V127H32V132H33V134L34 135H37L39 138H41V139H43V146H44V148L43 149H40L39 148V150H41V151H39L38 152V154H35V156L33 155L34 153L32 152V154L31 155H29V152L30 151H33V150H28L27 148H28V146H29V148H31L30 147V145H29V141L27 140V142L26 143H28V144H26V151H24V152H27V151H29V152H27V156L25 155V153L23 154V151H18V152H20L19 154H16V150H18V149H15V151L16 152H14V148H13V150H11L12 151V153L10 152V148L8 149L9 150V152L11 153H9L8 152V150H5V154H6V159L8 158V159H11V160H14L15 161V164H14V170H13V168H10V167H8L7 165H5L4 166V168L0 171V173H1V175H0V215H2V218L0 219V224H3V225H5V226H7L8 227V229L10 230V231H12L13 233H14V235L16 234L17 235V237H18V234L20 235L21 233H22V231H21V233H18L17 234V226H19V224H24V225H26L27 226V223L25 224V222H26V220H27V222H33L32 223V225L29 223L28 225H29V230H30V232H32V234H33V236L34 235H37V236H35L36 237V239H39L38 237H41V238H44V235L42 236V235H40L39 236V234H40V232L41 233H43V231H44V227H43V230H41L40 229V227L38 226V225H40L41 224V222H43L44 221V223L46 222L47 223V225L45 226L46 227V231L47 232H45L44 234H46V235H48L49 233H50V231H53V233L54 234H63V233H68V234H65V235H69L70 233H73V234H78L79 232V226H80V224H81V229L80 230H89L90 231V233L92 232V231H95V228L97 229V228H102V227H104L105 228V230H108V231H110V232H112V233H122L121 232V229H123V230H125V231H127L126 233H128V235H127V238H116V239H100V238H97L96 236L94 237H92V236H90L89 238H88V236H87V238H65L64 237V239H58V240H56L52 245H50L51 243L49 242V241H46L45 239L44 240H42L41 238V240H42V243L40 242V241H34V239H35V237L34 238H31V237H29V235L30 236H32V234H28V233H24L25 235H28V239H30V240H27V236L25 237V235L22 237V235L20 236V238H15V239H5V240H0V241H3V242H5V243H7V244H11V246H14V247H17V246H19V247H28L29 248V250H33V252L34 253H44V254H48V253H58V254H56V255H42V256H30V257H20V258H14L13 259V261H11V263L10 264H85V260H86V257L85 256H83L81 253H76V254H62L61 252H67V253H73V252H81V250H83V251H85L87 254H90V253H95V252H108V251H111V252H113V253H127V255H121V254H112V256H103V255H101L100 253H96V255L91 259V264H171L173 261H177V262H179L178 264H204L205 262L204 261H202V260H204V259H212V260H218L217 258H219V257H221V258H224L225 257V255H222V251L223 250H233V249H230V247H229V249L227 248V249H224V248H222V247H220L219 248V246L218 245H214V244H210V245H207V244H203V245H193V244H191V242H190V240L189 241H187L188 239H204V238H189V237H180V238H176L175 236L176 235H174V234H180V235H186L187 233H190V235L192 236V234H191V230H189L192 226L191 225H193V224H196L197 223V221H198V226L197 225H193V226H197V227H199L200 226V224H199V221L200 220H198V217H197V215L196 216H194L193 214H195L194 212L196 211V208H194L195 210H194V212L192 211V212H190V214L191 213H193V214H191V216H194V218H196L194 221L192 220V222H190V221H188L189 219H185V220H182V221H177L178 219H180L179 217L183 214V212H181L180 213V215H178V214H175V216L174 215H172V216H170V219H168V216H164V215H162L161 214V216H162V218H159V220H154L153 222H154V224L152 225L151 224V226H153V227H156V229H157V227H159V228H161V230H162V228H163V226H166V225H168V227L170 226V225H173V226H176V227H181L182 229H179V230H174V231H176V232H173V236L174 237H169V238H151V239H149V238H142V236H137V234L139 233H136L137 231H135V228L137 229V227H135V226H133L132 224V226H129V224H128V222H129V220H128V222H125L124 221V224H123V226L121 227L120 226V222H119V220L121 219L120 217H122V216H119V214L118 215H116V214H114V211H113V209L111 208H108V209H105L102 205H101V203H100V201L102 202L105 198L101 195L102 194V191L100 192L99 191V187H98V189H97V187L96 188H92L93 189V192H94V190H96L97 189V191H99L100 192V195L103 197V199H102V197L101 196H99L98 194H96V193H94L95 194V196L96 197H101V198H99V199H102V200H99L98 198H95L94 196L92 197V195H94V194H92V191L91 192H89V189H91V188H89L90 186H91V182H94L95 180H94V177H95V179H96V183L99 181L100 182V180H97V179H99V177L97 178L96 177V174L95 173H97V172H95V171H93L91 168V170H87L88 169V167L86 166H84L83 168H87L86 170H84V169H81V171L78 169L79 167H80V165H79V167L77 168V170H73L72 169V166L74 165L73 163H74V161L72 162V161H69L70 159H67L66 160V158L68 157L67 155H66V153L69 151V150H67V152L65 151L66 149H68L69 148V146L67 147L66 145L67 144H69V141H71V139L74 137V136H78V135H80L79 134V130L78 129H80V127L79 128H76V129H70V127L69 128H66V127H64V129L61 131V132H57V130H55V129H51L50 127H48L47 126V124H48V121H49V117L48 118H46V116ZM58 115V114H57ZM148 115V114H147ZM151 115V114H150ZM176 115V114H175ZM260 115V114H259ZM41 116V117H42ZM51 116V115H50ZM80 116V115H79ZM96 116V115H95ZM98 116V115H97ZM149 116V115H148ZM155 116H156V114H155ZM173 116V115H172ZM57 118H58V116H56ZM70 117V116H69ZM91 117V116H90ZM90 117H84L85 118V121H87L88 119H90ZM154 117V116H153ZM166 117V116H165ZM248 117V116H247ZM264 117V116H263ZM38 118V117H37ZM40 118V117H39ZM56 118V119H57ZM75 118H77L76 116H75ZM100 118H103V117H100ZM135 118V117H134ZM167 118V117H166ZM171 118V117H170ZM194 118V117H193ZM225 118V117H224ZM237 118H239V117H237ZM250 118V117H249ZM6 119L7 120H11L12 119V117L11 116H7L6 117ZM35 120V123L33 124V121ZM65 119V118H64ZM79 119V118H78ZM83 119V118H82ZM148 119V118H147ZM149 119H150V117H149ZM234 119V118H233ZM66 120V119H65ZM79 120H81V118L79 119ZM107 120V119H106ZM128 120V119H127ZM127 120H126V122H127ZM159 120V119H158ZM157 120V121H158ZM224 120V119H223ZM260 120H261V118H260ZM57 121V120H56ZM61 121V120H60ZM98 121V120H97ZM116 121V120H115ZM135 121V120H134ZM138 121V120H137ZM164 121H165V119H164ZM264 121V120H263ZM38 122V121H37ZM62 122V121H61ZM64 122V121H63ZM89 122V121H88ZM101 122V121H100ZM118 122V121H117ZM124 122V121H123ZM152 122H153V119H152ZM189 122V121H188ZM205 122V121H204ZM56 123V122H55ZM55 123H54V125H55ZM59 123V122H58ZM150 123V122H149ZM148 123V124H149ZM154 123H155V121L153 122V125H154ZM161 123V122H160ZM178 123V122H177ZM196 123V122H195ZM233 123H235L234 121H233ZM237 123V122H236ZM36 124V125H35ZM121 124V123H120ZM138 123H136V125H137ZM158 124V123H157ZM248 124V123H247ZM249 124H251V123H249ZM33 125H35L34 127H33ZM100 125V124H99ZM130 125V124H129ZM133 125V124H132ZM145 125V124H144ZM151 125V124H150ZM160 125V124H159ZM163 125V124H162ZM175 125V124H174ZM177 125V124H176ZM180 125V124H179ZM232 125H234V124H232ZM29 126V125H28ZM28 126H25V127H28ZM62 126V125H61ZM86 126H87V124H86ZM105 125H103V127H102V129H106V127H104ZM127 126V125H126ZM165 126V125H164ZM30 127L28 128V130L30 129ZM133 127V126H132ZM144 126H142V128H143ZM160 127V126H159ZM175 127V126H174ZM229 127H231V126H229ZM240 127V126H239ZM250 127V126H249ZM34 128V129H33ZM88 128H90V130L89 131H87V132H85V134H83L82 133V136H83V139H85V140H89L90 139V141H92V139H91V135L93 136V134L92 133H90V131H93L94 130V127L92 126V125H88ZM121 128V131H122V126L120 127ZM128 128V127H127ZM146 128V127H145ZM155 128V127H154ZM168 128V127H167ZM171 128H172V126H171ZM225 128V127H224ZM234 128V127H233ZM243 128V127H242ZM101 129V130H102ZM129 129V128H128ZM127 129V130H128ZM138 129V128H137ZM140 129V128H139ZM150 129H151V127H150ZM237 129V128H236ZM251 129V128H250ZM256 129V128H255ZM27 130V129H26ZM97 130V129H96ZM109 130V129H108ZM133 130V129H132ZM143 130H144V128H143ZM148 130V129H147ZM183 130H185V129H183ZM233 130V129H232ZM235 130V129H234ZM233 130V131H234ZM243 130H245V129H243ZM247 130V129H246ZM140 131V130H139ZM150 131V130H149ZM170 131V130H169ZM179 131V130H178ZM27 132V131H26ZM118 132V131H117ZM137 132V131H136ZM155 132V131H154ZM183 132V131H182ZM185 132V131H184ZM187 132V131H186ZM211 132V131H210ZM253 132V131H252ZM30 132H28V136H30V134H29ZM88 133V134H87ZM122 133H123V131H122ZM144 133V132H143ZM162 133V132H161ZM195 133V132H194ZM53 134V137H51V135ZM105 134H106V132H105ZM105 134H103L104 136H105ZM139 134V133H138ZM179 134V133H178ZM182 134V133H181ZM186 134V133H185ZM27 135V134H26ZM107 135V134H106ZM123 135V134H122ZM144 135V134H143ZM160 135V134H159ZM158 135V136H159ZM189 135V134H188ZM234 135V134H233ZM243 135V134H242ZM100 136H101V132H100ZM111 136V135H110ZM119 136V135H118ZM121 136V135H120ZM132 136V135H131ZM135 136H137V135H135ZM168 136V135H167ZM172 136V135H171ZM192 136V135H191ZM248 136V135H247ZM26 137V136H25ZM90 137V138H89ZM107 137V136H106ZM208 137V136H207ZM70 138V139H69ZM81 138V137H80ZM87 138H89V139H87ZM129 138V137H128ZM162 138V137H161ZM185 138V137H184ZM205 138V137H204ZM75 139H76V137L74 138V141H75ZM78 139V138H77ZM101 139V138H100ZM112 139V138H111ZM126 139V138H125ZM158 139V138H157ZM160 139V138H159ZM172 139V138H171ZM179 139V138H178ZM193 139V138H192ZM224 139V138H223ZM239 139V138H238ZM10 140V141H9ZM8 140V142H6V147H8L9 146V143L11 142V141H13L14 140V137H13V140H12V138H10ZM15 140H16V138H15ZM26 140V139H25ZM84 140V141H85ZM99 140V139H98ZM97 140V141H98ZM174 140H175V138H174ZM30 141H32V139H30ZM171 141V140H170ZM181 141H182V139H181ZM187 141V140H186ZM251 141V140H250ZM13 142H16V141H13ZM83 142V141H82ZM124 142V141H123ZM145 142V141H144ZM223 142V141H222ZM236 142V141H235ZM240 142V141H239ZM244 142V141H243ZM16 143H18V141L16 142ZM20 143H21V141H20ZM78 143H79V141H78ZM77 142H76V145L78 144ZM162 143H164L163 141H162ZM193 143V142H192ZM213 143H215V142H213ZM218 143V142H217ZM226 143V142H225ZM241 143V142H240ZM253 143V142H252ZM255 143V142H254ZM24 144V145H25ZM31 144V143H30ZM74 144H75V142H74ZM188 144V143H187ZM219 144V143H218ZM223 144V143H222ZM8 145V146H7ZM18 145H19V143H18ZM22 145V144H21ZM73 145V143H71V146ZM84 145V144H83ZM216 145V144H215ZM232 145V144H231ZM236 145V144H235ZM252 145V144H251ZM256 146L254 147L253 146V148H255V149H261L263 146H261L260 148H258L257 146V143L255 144ZM16 146V145H15ZM70 146V147H71ZM80 146V145H79ZM114 146V145H113ZM167 146V145H166ZM200 146V145H199ZM217 146V145H216ZM215 146V147H216ZM227 146V145H226ZM5 147V148H6ZM13 147V146H12ZM34 147H37V145L35 146L34 145ZM45 147H47V148H50V150H47V148H45ZM65 147V148H64ZM73 147H76V146H74L73 145ZM81 147V146H80ZM79 147V148H80ZM115 147V146H114ZM123 147V146H122ZM159 147V146H158ZM157 147V148H158ZM162 147H164V145L162 146ZM169 147H171V146H169ZM198 147V146H197ZM212 147H214V146H212ZM244 147V146H243ZM257 147V148H256ZM32 148H33V146H32ZM31 148V149H32ZM65 150H64V149ZM119 148V147H118ZM161 148V147H160ZM165 148V147H164ZM167 148H168V146H167ZM174 148V147H173ZM177 148V147H176ZM194 148H196V146L194 147ZM226 148V147H225ZM244 148H246V147H244ZM264 148V147H263ZM7 149V148H6ZM12 149V148H11ZM19 149H21V148H19ZM23 149H25V146H24V148ZM75 149V148H74ZM85 149H87V147L85 148ZM90 149V148H89ZM123 149V148H122ZM122 149H117L116 150V152L117 151H119V150H122ZM150 149V148H149ZM155 149H156V146H155ZM172 149V148H171ZM197 149V148H196ZM214 149V148H213ZM76 150V152H74ZM74 151H72V153H74V155H75V153H76V155H77V150H78V147H76V149H75ZM79 150H81V148L79 149ZM78 150V151H79ZM82 150H84V149H82ZM88 150V149H87ZM127 150V149H126ZM125 150V151H126ZM130 150H132L133 151V149L131 148ZM167 150V149H166ZM179 150H180V148H179ZM182 150V149H181ZM222 150V149H221ZM244 150H246V149H244ZM243 150V151H244ZM254 150V149H253ZM257 150H255V152H258ZM34 151H36V149L34 150ZM53 151V152H52ZM54 151L57 153V154H55L54 153ZM63 151H65L64 153V155H66L67 157H65V159H64V155H60V154H63ZM85 151V150H84ZM123 151H124V149H123ZM124 151V152H125ZM131 151V152H132ZM134 151L136 152V150L134 149ZM148 151V150H147ZM156 151V150H155ZM160 151H162L163 152V150H160ZM159 151V152H160ZM164 151H165V149H164ZM172 150H170L169 151V153H168V155H169V157H168V155L166 154L167 152H164V154H166L165 156H163V158H165L166 156V160L167 159H170V158H176L177 159V157H176V153H174V150H173V154L175 155H172V153H171V155H172V157H170V152H171ZM183 151V150H182ZM194 152H196V150L194 149L193 150ZM198 151H199V149H198ZM210 151H211V149H210ZM216 151L217 150H215V153H216ZM223 151V150H222ZM227 151V150H226ZM225 151V152H226ZM260 151V150H259ZM22 152V153H21ZM37 152V151H36ZM70 152V151H69ZM80 152V151H79ZM78 152V153H79ZM88 152V151H87ZM87 152H85V153H87ZM100 152V151H99ZM106 152V151H105ZM109 152H111V149H110V151ZM114 152H115V149H114ZM113 151L111 152V153H114ZM116 152H115V157L117 158V156L116 155H118V154H116ZM130 152V153H131ZM142 151L140 150V152L138 151V153H141ZM145 152V151H144ZM144 152H142V153H144ZM159 152H157V154L159 153ZM162 152H160L159 154V156L157 155V157L156 158H158L159 157V159L157 160V161H159V163H160V157H162V155H164V154H162ZM181 152V151H180ZM186 152V151H185ZM200 152H201V150H200ZM204 152V151H203ZM206 152V151H205ZM213 152V154H214V151H212ZM224 152V151H223ZM224 152V153H225ZM228 152V151H227ZM261 152H263V149L260 151V153ZM54 153V154H53ZM71 153V154H72ZM83 153V152H82ZM81 153V154H82ZM84 153V154H85ZM89 153V152H88ZM108 153V152H107ZM123 153V152H122ZM126 153V152H125ZM146 153H148V152H146ZM150 153H152V152H150ZM154 153V152H153ZM152 153V154H153ZM179 153V152H178ZM183 153V152H182ZM192 153V152H191ZM202 153V152H201ZM207 153H208V150H207ZM206 153V154H207ZM219 153V152H218ZM217 153V154H218ZM220 153H222V152H220ZM231 153L233 154L234 152H229V154L231 155ZM242 153H245V151L244 152H242ZM253 153H254V151H253ZM59 154V155H58ZM84 154H82V155H80V154H78V155H80V156H83L82 157V159L83 158H86V157H84L85 155ZM105 154V153H104ZM103 154V155H104ZM120 154V153H119ZM134 154V153H133ZM132 154V155H133ZM149 154V153H148ZM147 154V155H148ZM193 154V153H192ZM198 154V153H197ZM217 154H215V159H214V157H213V159H214V161H216V160H218L220 157L222 158V156H220V155H222V154H219L218 155V159H216V155ZM262 154V153H261ZM263 154H264V152H263ZM73 155V154H72ZM75 155V160H77V158L76 157H78V156H76ZM96 155V154H95ZM113 155L111 156V155H109V157H113ZM123 155V154H122ZM121 155V156H122ZM136 155V154H135ZM143 155V154H142ZM142 155H140L141 157H142ZM149 155H151V154H149ZM156 155V154H155ZM188 155H190V154H188ZM199 155V154H198ZM197 155V156H198ZM205 155V154H204ZM203 155V156H204ZM225 155V154H224ZM236 155V154H235ZM234 155V156H235ZM242 155V154H241ZM240 155V156H241ZM251 155H252V153H251ZM260 155V154H259ZM63 156V157H62ZM71 156V155H70ZM69 156V157H70ZM79 156V157H80ZM120 156V155H119ZM123 156H125V154L123 155ZM130 156V155H129ZM137 156H139V154H137ZM146 156V155H145ZM178 156V155H177ZM181 156V158H182V154L181 155H179L178 156V158ZM207 156V155H206ZM211 156V155H210ZM233 156V155H232ZM233 156V157H234ZM246 156H247V154H246ZM254 156V155H253ZM262 156H264V155H262ZM68 157V158H69ZM91 157V156H90ZM93 157V156H92ZM91 157V158H92ZM95 157H98V156H95ZM101 157H103V156H101ZM114 157V158H115ZM147 157V156H146ZM200 157V156H199ZM198 157V158H199ZM205 157V156H204ZM225 157V156H224ZM260 157V156H259ZM71 158H73V160H74V156L73 157H71ZM81 158V157H80ZM79 158V159H80ZM88 158V157H87ZM106 158H108L107 156H106ZM112 159V160H115V162H116V160L117 159ZM124 158H126V157H124ZM140 158V157H139ZM151 158H152V156H151ZM155 158V159H156ZM184 158V157H183ZM201 158H203L202 157V155H201ZM226 158H227V156H226ZM78 159V160H79ZM89 159V158H88ZM97 159V158H96ZM95 159V160H96ZM108 159H110V158H108ZM119 159H121V158H118V160H117V164L119 163ZM147 159V158H146ZM146 159H144V160H146ZM153 159V158H152ZM155 159H153L154 161H155ZM197 159V158H196ZM207 159H208V157H207ZM224 159V158H223ZM222 159V160H223ZM237 159V158H236ZM235 159V157H234V160H236ZM257 159H259V158H252L251 157V159L249 160V165H253V164H255V163H257L258 164V160ZM72 160V159H71ZM77 160V161H78ZM83 160H85V159H83ZM87 160V159H86ZM86 160H85V162L84 163H87L86 162ZM90 160V159H89ZM93 160H94V157H93ZM97 160H99V159H97ZM111 160V161H112ZM125 160H127V159H125ZM136 160V159H135ZM163 160H165V159H161V161L162 162H164ZM171 160V159H170ZM170 160H168V162H164L165 164V166H162V168H163V170L161 171V165H163V163L160 165L158 162H153L154 164H156L157 163V165H155V166H157L158 167V165H160L158 168H159V170L161 171V173L163 174V176L161 177L160 176V179H162V181H160V179H158V181L160 182V185H162V183L161 182H163V184H164V182L166 183V184H164V185H166L165 187H167V188H164V185H162V188H164V189H166L167 190V192H168V194H171V196L173 197V199H176V202L177 203H175V205L177 206V207H180V206H189V205H192V208L195 206V205H197V211H198V213H200V212H202V211H200L199 210V207H198V205L199 204H201V202H199V198H198V196H195V194L197 193L196 191V193H194L193 195L196 197V199L194 198H192V200H194V202H190V203H188L187 201H192L191 200V197H192V195H189L190 193H189V191L188 192H185L186 190H188V188L184 191V190H177V189H173V190H171L170 188H168V186H169V184H171V185H175L177 182L176 181H178V184H179V182L181 183L182 181L184 182H182V185L183 184H186L185 183V177H183L184 179L181 181L180 180V177H182L181 175L182 174H180L178 177L179 178H176L177 177V174H176V172L177 171H175V167L179 164H183V165H185L184 163H180L178 160H176V162H175V160H171V162H174V164L175 163H177V165L175 164V167H174V164L172 163L171 165L169 164V161ZM181 160V159H180ZM185 160V161H184ZM183 160V162H186V159H184ZM189 160V159H188ZM195 160V159H194ZM198 160V159H197ZM197 160H195V162L197 161ZM221 160V161H222ZM240 160V159H239ZM80 161V160H79ZM103 161H105V160H103ZM128 161V160H127ZM189 161H191V160H189ZM189 161H187V163H186V168L187 169H190V167H192V164H194V163H191V162H189ZM219 161V160H218ZM225 161V160H224ZM230 161H232V159L230 160ZM83 162V161H82ZM89 162V161H88ZM123 162H124V159H123ZM130 162V161H129ZM133 162V161H132ZM135 162V161H134ZM138 162H140L139 160H138ZM152 162H151V164L150 165H153L154 166V164H152ZM191 164H189V163ZM201 162V161H200ZM211 162H213V161H211ZM220 162V161H219ZM218 162V163H219ZM235 162V161H234ZM233 162V163H234ZM241 162V161H240ZM243 162H244V160H243ZM259 162H260V159H259ZM78 163V162H77ZM96 164H97V161L95 162ZM114 163V162H113ZM120 163H122V162H120ZM119 163V166H121V165H123V163L122 164H120ZM125 163V162H124ZM131 163V162H130ZM146 163H150V162H146ZM207 163V162H206ZM205 163V164H206ZM210 163V162H209ZM216 163H217V161H216ZM214 164V162L213 163H211L212 165L214 164L215 165V168L216 169H218V168H220V171L224 168H221L222 167V165L220 164V165H218V164ZM223 163H225V162H223ZM232 163V164H233ZM53 164H61V165H67L69 168H68V174H66V172H65V174L66 175H61V173L59 172L58 174H60L61 176H57V175H53V174H51L52 172L53 173H56V171L54 172V170H52L51 168H52V166L54 167V165ZM81 164H83V163H81ZM92 163L90 162V166H93V165H91ZM98 164H99V162H98ZM97 164V165H98ZM127 164V163H126ZM134 164V163H133ZM140 164V163H139ZM169 164V165H168ZM187 164H189V165H187ZM199 164H202V163H199ZM208 164V163H207ZM238 164V163H237ZM76 165V164H75ZM78 165V164H77ZM85 165H89V163L88 164H85ZM114 165V164H113ZM129 165V164H128ZM135 165V164H134ZM141 165V164H140ZM196 165V164H195ZM203 165V164H202ZM212 165H208V166H210L211 168L213 167ZM216 165L217 166H220V167H216ZM228 165V164H227ZM57 166V165H56ZM82 166V165H81ZM96 166V165H95ZM95 166H94V168H95ZM103 166V165H102ZM106 166V165H105ZM109 166V165H108ZM124 166V165H123ZM133 165L132 164H130V167H132ZM144 166V165H143ZM146 166V165H145ZM148 166V165H147ZM153 166H152V168H153ZM189 166V167H188ZM224 166V165H223ZM231 166H233V165H231ZM76 167V166H75ZM97 167H99V166H97ZM117 166L115 165V168H116ZM127 167V166H126ZM129 167V166H128ZM134 167V166H133ZM132 167V168H133ZM137 167V166H136ZM135 167V169H137ZM151 167V166H150ZM156 167V171H157V168ZM197 168L199 167L198 165L196 166ZM195 167V168H196ZM203 167H204V165H203ZM206 167V166H205ZM226 168H229L228 170H229V172L231 171V168L230 167H227V166H225ZM243 167V166H242ZM73 168H74V166H73ZM81 168V167H80ZM102 168H104V166L102 167ZM112 168V167H111ZM120 168V167H119ZM142 168H144V167H142ZM182 168V167H181ZM193 168H194V166H193ZM201 168V167H200ZM209 168V167H208ZM225 168V170H226V173H227V169ZM238 168V167H237ZM236 168V169H237ZM240 168V167H239ZM38 169L40 170V171H42L43 170V173L42 172H40L39 173V171H38ZM76 169V168H75ZM96 169V168H95ZM105 169V168H104ZM118 169V168H117ZM129 169H131V168H129ZM134 169V168H133ZM132 169V170H133ZM148 169V168H147ZM185 169V168H184ZM192 169V168H191ZM57 170H59L58 168H57ZM82 170H84V171H86L84 174H85V176H84V179L83 178H81V179H83V181L85 182L86 181V185H85V183H84V185L82 184L83 183V181H82V183H81V180H79L80 178L79 177H82V176H80L81 174H83V171ZM99 170V169H98ZM100 170H101V168H100ZM105 170H107V169H105ZM112 170L114 171V170H116V169H113L112 168ZM111 170V171H112ZM125 170V169H124ZM139 170V169H138ZM141 170V169H140ZM144 170V169H143ZM143 170H141V171H143ZM194 170H196V169H194ZM205 170V169H204ZM208 170V169H207ZM224 170V169H223ZM234 169H232V171H233ZM37 172L38 171V175H36L35 173L33 174V172ZM109 171H110V169H109ZM120 172H121V170H119ZM118 171V172H119ZM134 171H137V170H133V172ZM145 172H146V170H144ZM150 171V170H149ZM148 171V172H149ZM153 171H155V169H153ZM153 171H152V173H153ZM156 171L153 173V174H155L156 173ZM181 171V170H180ZM183 171V170H182ZM182 171H181V173H182ZM187 171V170H186ZM191 171V170H190ZM196 171H198V170H196ZM199 171H200V169H199ZM198 171V172H199ZM218 171V170H217ZM220 171H218V172H220ZM236 171V170H235ZM242 171V170H241ZM51 172V173H50ZM78 172H81V173H78ZM95 172V173H94ZM104 172V171H103ZM117 172V173H118ZM147 172V173H148ZM179 172V171H178ZM183 172H185V171H183ZM191 172H194L193 171V169H192V171ZM223 172V171H222ZM229 172H228V178L230 177V175H229ZM234 172V171H233ZM105 173V172H104ZM106 173H107V171H106ZM140 173V172H139ZM151 173V172H150ZM150 173H148V175L150 174ZM187 173H189V172H187ZM223 173H225V171L223 172ZM86 174H88L87 176H86ZM121 174V173H120ZM125 174H127L126 172H124L123 173V175H125ZM133 174V173H132ZM135 174H138V172L136 173V172H134V174L133 175H131V173H130V176H129V179H130V177L132 176V178H134V177H136L137 175H135ZM153 174H151V175H153ZM184 174V173H183ZM186 174V173H185ZM195 174V173H194ZM193 174V175H194ZM217 174V173H216ZM221 174V173H220ZM230 174H233V173H231L230 172ZM264 174V173H263ZM100 175V173L98 172V175L97 176H99ZM109 175H110V172H109ZM116 175H118V178H120V176H119V174H116V172H115V178L117 177ZM145 176H146V173L144 174ZM157 175H159V173L157 172ZM189 175H191V174H186V177H191V176H189ZM101 176H102V170H101ZM103 176H105L106 177V180L107 181H109V179L111 178H109V177H107V175H103ZM102 176V177H103ZM112 176V177H113ZM144 176V177H145ZM184 176V175H183ZM208 176V175H207ZM215 176H217V175H215ZM223 176V177H222ZM222 176H220V178L221 179H223L224 177L226 178V182L228 181L227 179V175H222ZM102 177H101V183L102 182H104V180H102ZM138 177H140V179L138 180V184H137V180H135L136 181V183H135V181L134 180H129V179H127L128 177H125L127 180H129V182L128 183H130V182H134L135 184H132L134 187H133V189L135 188V185L137 184L138 186H140V183L141 184H143L144 185V183L142 182V180L144 179V177L141 175V176H139L138 175ZM151 176H148V180H149V182H150V184H151V186L150 187H154V186H152L153 184L152 183H154V182H152L151 181V179H153L154 178V176H152V178H150ZM194 177V176H193ZM204 177V179H205V176H203ZM85 178H86V180H85ZM192 178V177H191ZM191 178H188V180H190ZM199 178V177H198ZM197 177H195L194 179H192V180H194L195 181V179H197V180H199V181H203L202 179L200 180V179H198ZM219 177L218 178H213L215 181L214 182H216L217 180L216 179H220ZM235 178V177H234ZM234 178H232V179H234ZM241 178V177H240ZM112 179H114V178H111V180L108 182V185H109V183H111V181H112ZM122 179V178H121ZM121 179H117L116 178V180H120V182L122 181L123 183L121 184V185H123L124 183H125V186L124 187H126L127 185H130V184H127L126 185V179L123 181V180H121ZM124 179V178H123ZM146 180H147V177L145 178ZM144 179V180H145ZM213 179H211L212 181H213ZM231 179V178H230ZM243 179V178H242ZM241 179V180H242ZM143 180V181H144ZM148 180H147V183L145 184V185H147L148 184ZM156 179H154V181H155ZM192 180H190V181H187V183H192L193 181ZM206 180V179H205ZM210 179H209V181L207 180V186L212 182ZM225 180V179H224ZM240 180V179H239ZM106 181V182H107ZM115 181V180H114ZM113 181V182H114ZM141 181V182H140ZM192 181V182H191ZM87 182L89 183L90 182V185L89 184H87ZM98 182V183H99ZM105 182V183H106ZM111 183L110 184V187L112 186L113 187V185H114V183ZM120 182H117V183H119L120 184ZM159 182L158 183H154L155 184V186H156V184H159ZM174 184H173V183ZM176 182V183H175ZM197 182V181H196ZM210 182V183H209ZM218 182V181H217ZM228 182H231V181H228ZM241 182V181H240ZM244 182V181H243ZM100 183V184H101ZM115 184L114 185V188H118V187H116V185H118L119 186V184ZM168 183V184H167ZM198 183V182H197ZM204 183H206V181L204 182ZM204 183H202L201 185H200V187H202L203 188V184ZM209 183V184H208ZM220 183H221V186H220ZM236 183V182H235ZM234 183V184H235ZM113 184V185H112ZM150 184H148L147 186L149 187V185ZM194 184V182L192 183V185ZM217 184L219 185V187H221L220 188V190L223 188V186H227V185H225L224 184V182H223V180L220 182V180H219V183H216V184H212V185H214V187L213 186H211V184H210V186H209V188H208V190L207 191H209V189H212L211 187H213V190L214 191H216L214 188H215V185H216V188L218 187L217 186ZM222 184H223V186H222ZM228 184V183H227ZM230 184V183H229ZM232 184V183H231ZM230 184V185H231ZM242 184V183H241ZM244 184V183H243ZM89 185V186H88ZM92 185H93V183H92ZM95 185V184H94ZM97 185V184H96ZM105 184L103 183V185L102 186H104ZM107 185V187H109ZM144 185V186H145ZM160 185H158L159 186V189H160ZM188 185V187H190L191 185L190 184H187ZM195 185H196V183H195ZM195 185H193V186H195ZM197 185H199V184H197ZM205 184H204V186H206ZM102 186L100 187V188H102ZM131 186V185H130ZM143 186V187H144ZM240 186H242V185H240ZM239 186V187H240ZM93 187V186H92ZM140 187H142V186H140ZM196 187V186H195ZM198 187V186H197ZM230 187V186H229ZM228 187V188H229ZM239 187H238V190H239ZM258 188L259 187H263V185H258L257 186ZM106 188V187H105ZM105 188H103V189H105ZM122 189H124L123 188V186L121 187ZM121 188H118L119 190H121L120 192L123 194V190L121 189ZM127 188H132V186L131 187H126L125 188V190H128ZM155 188V187H154ZM156 188H157V186H156ZM204 188H206V187H204ZM203 188V189H204ZM232 188V187H231ZM236 188H237V185H236ZM255 188V187H254ZM91 189V190H92ZM111 189V188H110ZM136 189H138V187H136ZM136 189H134L133 191H134V193H137L138 191H135ZM140 189V188H139ZM149 189V188H148ZM151 189H153V188H151ZM150 189V190H151ZM158 189V190H159ZM163 189V190H164ZM193 189V188H192ZM192 189H191V191H192ZM207 189V188H206ZM218 190H219V188H217ZM243 189H245V188H242V190ZM247 189H250V188H248L247 187ZM102 190V189H101ZM108 189H106V192L104 193L105 195H106V193L108 194L109 193V190L107 191ZM115 190V189H114ZM143 190V189H142ZM155 190V189H154ZM161 190V189H160ZM194 190V189H193ZM197 190V189H196ZM205 190V189H204ZM224 190V189H223ZM226 190V189H225ZM224 190V191H225ZM237 190V191H238ZM240 190H241V187H240ZM257 190H259V189H257ZM256 190V191H257ZM264 190V189H263ZM130 190H128V191H126L127 192V195H131L132 193H133V191H132V193L131 192H129ZM140 191H141V189H140ZM190 191V192H191ZM197 191H199V188H198V190ZM200 191H203V190H200ZM206 191V192H207ZM222 191V190H221ZM233 191V190H232ZM244 191V190H243ZM252 191V190H251ZM251 191H249V192H251ZM262 190L260 189V192H261ZM112 192V191H111ZM116 192V196L118 195L117 194V192H119V191H115ZM128 192L130 193V194H128ZM142 193H144V195H145V191H141ZM140 192V193H141ZM166 192V191H165ZM210 192H212V190H210ZM209 192V193H210ZM218 194H219V192L218 191H216ZM230 192H231V190H230ZM242 192V191H241ZM247 192V191H246ZM258 192V191H257ZM260 192H258V193H260ZM120 193V194H121ZM133 193V194H134ZM164 195H165V197H167L168 195H167V193H164V192H162ZM208 193V192H207ZM221 193V192H220ZM228 193V192H227ZM256 193V192H255ZM263 193H264V191H263ZM109 194H111V193H109ZM108 194V195H109ZM126 193H124L123 195H125ZM132 194V195H133ZM139 194V192L137 193V195ZM147 194H148V191H147ZM146 194V195H147ZM150 196H152V192L150 191ZM148 194V195H149ZM160 194H161V192H160ZM163 194H161V195H163ZM188 194V195H187ZM191 194H192V192H191ZM198 194V193H197ZM200 194V193H199ZM201 194H202V192H201ZM213 194H215V192H213ZM212 194V195H213ZM224 194L225 193H223V194H219V195H223L222 197H224ZM234 194V193H233ZM232 194V195H233ZM243 194V193H242ZM248 194V193H247ZM6 195H9L8 197H10V199H6ZM104 195V196H105ZM111 195H114L113 193L111 194ZM111 195H109V197L111 196ZM127 195H125V199H126V196ZM134 195H136V194H134ZM140 195V194H139ZM142 195V194H141ZM140 195V196H141ZM154 195V194H153ZM163 195V196H164ZM203 195H205V193H203ZM228 195V194H227ZM235 195V194H234ZM254 195V194H253ZM256 195H257V193H256ZM260 195V194H259ZM261 195H263V194H261ZM121 196V195H120ZM120 196H118L119 198H120ZM149 196V199H150V203H154L152 200H153V198H154V196H153V198L151 199V197ZM187 196H191L190 197V199L188 200V198H187ZM209 196V195H208ZM255 196V195H254ZM108 197V198H109ZM112 197V196H111ZM129 197V196H128ZM128 197H127V199H128ZM141 197H143V196H141ZM140 197V198H141ZM201 197V199H200V201L201 200H203L204 198H202L203 196H200ZM211 197V196H210ZM219 197V196H218ZM229 197H232V196H230L229 195ZM113 198V197H112ZM115 198V197H114ZM122 198V197H121ZM137 198H138V201L140 200L139 199V197H137L136 196V198H135V200H137ZM164 198V197H163ZM169 198V202L170 203H172V206H173V202L172 201H170V198L171 197H168ZM236 197H234L233 199H235ZM237 198H239V197H237ZM241 198H243V197H241ZM255 198H257V197H255ZM262 198V197H261ZM31 199V201H32V203H30L28 200H30ZM33 199V200H32ZM98 199V200H97ZM130 199V198H129ZM128 199V200H129ZM146 199V200H145ZM149 199H147V197L145 196L144 197V200H145V202L148 200L149 201ZM206 199V198H205ZM208 199V198H207ZM211 199H213V198H211ZM217 199V198H216ZM216 199H215V201H213L214 203L216 202ZM220 199H221V197H220ZM219 199V200H220ZM232 199V198H231ZM240 199V198H239ZM111 200V199H110ZM120 200V199H119ZM142 200V199H141ZM143 200V201H144ZM229 200V199H228ZM236 201H237V199H235ZM251 200V199H250ZM147 201V202H148ZM154 201H155V199H154ZM158 201H159V199H158ZM158 201H157V199H156V202L157 203H155L154 205L155 206H159L160 207V205H158L159 203H158ZM175 201V200H174ZM218 201V200H217ZM231 201V200H230ZM242 201H244V200H242ZM253 201V200H252ZM105 201H103V203H104ZM108 202V201H107ZM130 202V201H129ZM134 203L133 204H135V201H133ZM141 201H139V203H140ZM165 202H166V200H165ZM184 202V203H183ZM205 202H206V200H205ZM212 202V201H211ZM240 202V201H239ZM30 203V204H29ZM132 203V202H131ZM143 203V202H142ZM141 203V204H142ZM149 203V202H148ZM161 203V202H160ZM187 203L189 204V205H187ZM218 203V202H217ZM216 203V204H217ZM222 203V202H221ZM231 203V202H230ZM232 203H233V201H232ZM235 203V202H234ZM244 203V202H243ZM259 203V202H258ZM114 204V203H113ZM147 204V203H146ZM145 204V206H149V205H146ZM151 204V205H152ZM162 204V203H161ZM203 204V203H202ZM202 204H201V208H202ZM204 204H206V203H204ZM207 204H209V203H207ZM264 204V203H263ZM98 205V208L97 207H95V206H97ZM102 207H101V206ZM105 205V204H104ZM111 204H109V206H110ZM129 205H132V204H130L129 203ZM194 205V206H193ZM220 205V204H219ZM231 205V204H230ZM249 205V204H248ZM259 205V204H258ZM100 206V207H99ZM108 206V207H109ZM171 206V205H170ZM218 206V205H217ZM217 206H215L214 205V208H216V210H218V208H217ZM235 206V205H234ZM236 206H237V204H236ZM260 206V205H259ZM122 207V206H121ZM140 207H141V205H140ZM146 207V208H147ZM196 207V206H195ZM228 207V206H227ZM254 207H257V206H254ZM262 207H263V205H262ZM117 208V207H116ZM123 208V207H122ZM132 208V207H131ZM156 208V207H155ZM170 208H172V207H170ZM205 210H206V208H208V207H203ZM202 208V210H204ZM211 208V207H210ZM210 208H208V209H210ZM221 208H223V207H221ZM221 208L219 209V211L221 210ZM235 208V207H234ZM121 209V208H120ZM133 209H135V208H133ZM140 209V208H139ZM138 209V210H139ZM145 209V208H144ZM149 209V208H148ZM153 209V208H152ZM173 209H174V206H173ZM173 209H171V210H173ZM208 209H207V212H208ZM212 209V208H211ZM210 209V210H211ZM258 209V208H257ZM260 209V208H259ZM3 210V211H2ZM130 210V209H129ZM215 210V209H214ZM227 210V209H226ZM239 210V209H238ZM241 210V209H240ZM120 211V210H119ZM118 210H117V212H119ZM134 211V210H133ZM137 211V210H136ZM143 212H144V210H142ZM197 211H196V214H197ZM231 211V210H230ZM230 211H228V212H230ZM233 211V210H232ZM246 211H248V210H246ZM249 211H251V210H249ZM4 212V213H3ZM131 212V211H130ZM135 212V211H134ZM139 212H141V210L139 211ZM210 212V211H209ZM212 212H213V210H212ZM216 212V211H215ZM218 212V211H217ZM223 212V211H222ZM239 212V211H238ZM252 212V211H251ZM6 213H8V215L9 216H11V218H9L10 219V222L12 223V225L10 226V222H9V219L8 220H6L5 219V216H7V215H4V214H6ZM132 213V215L134 214L133 212H131ZM136 214H137V212H135ZM204 213V212H203ZM220 213V212H219ZM226 213H227V211H226ZM235 213V212H234ZM237 213V212H236ZM240 213V212H239ZM243 213V212H242ZM244 213H245V211H244ZM254 213V212H253ZM136 214H134L136 217L138 216V215H136ZM140 216H141V214L140 213H138ZM160 214V213H159ZM206 214V213H205ZM208 214H210V215H212L213 213H208ZM215 214V213H214ZM224 214V213H223ZM247 214H249V213H247ZM31 215V218H30V220H28L29 219V216ZM126 215V214H125ZM148 215V214H147ZM199 215H201V213L199 214ZM219 215V214H218ZM228 215V214H227ZM246 215V214H245ZM255 215V214H254ZM134 216V217H135ZM144 216V215H143ZM142 216V217H143ZM159 216V215H158ZM203 216V215H202ZM202 216H199V217H201V218H199V219H202L201 221H200V223H202L203 221L205 222V220H204V218H206L207 217V215H204L205 217H202ZM212 216H214V215H212ZM220 216V215H219ZM226 216V215H225ZM242 216H244V215H242ZM141 217V218H142ZM146 217V216H145ZM208 217H211V216H208ZM207 217V218H208ZM223 217V216H222ZM245 217V216H244ZM254 217H256V216H254ZM123 218V217H122ZM206 218V219H207ZM213 218V217H212ZM211 218V220H213ZM247 218V217H246ZM131 219V218H130ZM210 219V218H209ZM217 219V218H216ZM234 219V218H233ZM237 219V218H236ZM235 219V220H236ZM138 219H136V221H137ZM221 220V219H220ZM262 220H263V218H262ZM98 222V224L96 225H93L94 223H97ZM122 221H123V219H122ZM134 221V220H133ZM210 221V220H209ZM225 221H226V219H225ZM245 221V220H244ZM255 221V220H254ZM194 222V223H193ZM196 222V223H195ZM208 222V221H207ZM222 222V221H221ZM229 222V221H228ZM239 222V221H238ZM242 222V221H241ZM241 222H240V225L239 226H245L246 227V224L245 225H243V224H241ZM253 222V221H252ZM44 223H42V225L44 224ZM123 223V222H122ZM132 223V222H131ZM260 223H262V221L260 222ZM13 224H14V226H16L15 228H16V230H14V226H13ZM205 224V223H204ZM212 224V223H211ZM214 224V223H213ZM236 225H238L237 223H235ZM255 224H256V222H255ZM135 225V224H134ZM146 225V224H145ZM149 225V224H148ZM156 225V226H155ZM202 225V224H201ZM206 225V224H205ZM250 225V224H249ZM257 225V224H256ZM13 226V227H12ZM21 226V225H20ZM19 226V227H20ZM120 226V227H119ZM232 226V225H231ZM251 226V225H250ZM250 226H249V229H250ZM22 227V226H21ZM167 227V228H168ZM188 227H190V228H188ZM197 227H196V229H197ZM209 227V226H208ZM139 228V227H138ZM147 228H149V227H147ZM203 228H205V227H203ZM231 228V227H230ZM239 228V227H238ZM237 228V229H238ZM24 229H27V227L26 228H24ZM170 229V228H169ZM199 230L201 229V228H198ZM211 229V228H210ZM209 229V230H210ZM231 229H233V228H231ZM240 229H242V228H240ZM246 229H248V227L246 228ZM245 229V230H246ZM19 230H21V229H18V232H20ZM28 230V231H29ZM122 230V231H123ZM148 230V229H147ZM150 230V229H149ZM205 230V229H204ZM219 230V229H218ZM15 231H16V233H15ZM150 231H152V230H150ZM154 231H156V230H154ZM158 231V230H157ZM163 231V230H162ZM167 231V230H166ZM203 231V230H202ZM211 231V230H210ZM233 231V230H232ZM247 231V230H246ZM36 232H39L38 234L36 233ZM88 232V231H87ZM195 232H196V230H195ZM194 231H193V228H192V233H195ZM199 232V231H198ZM198 232H196V233H198ZM201 232V231H200ZM205 232V231H204ZM36 233V234H35ZM103 233V232H102ZM151 233V232H150ZM160 233V232H159ZM163 233V232H162ZM208 233V232H207ZM213 233V232H212ZM221 233V232H220ZM240 233V232H239ZM72 234V235H73ZM81 234V233H80ZM98 234V233H97ZM124 233H122L121 235H123ZM166 234V233H165ZM113 235V234H112ZM125 235V234H124ZM147 235V234H146ZM160 235V234H159ZM51 236V235H50ZM75 236H79V235H75ZM178 236V235H177ZM68 237V236H67ZM70 237V236H69ZM125 237V236H124ZM49 238V237H48ZM212 238V237H211ZM216 238V237H215ZM31 239H33V240H31ZM51 239V238H50ZM50 239H48V240H50ZM34 241V242H33ZM217 242V241H216ZM220 242V241H219ZM258 242V241H257ZM40 244L42 245V247L40 246ZM238 244V243H237ZM259 244V243H258ZM49 245V246H48ZM240 245V244H239ZM243 245V244H242ZM46 246V247H45ZM238 249H240V248H238ZM242 249V248H241ZM245 249V248H244ZM243 249V250H244ZM247 249V248H246ZM259 249V248H258ZM258 249L256 248V250L258 251ZM35 250H44V251H35ZM121 250V251H120ZM142 250H145V251H142ZM209 250H214V252H216L215 253V257H213V255H209V254H207L206 252L207 251H209ZM221 251V252H218V251ZM236 250H237V248H236ZM250 250H252V249H250ZM262 250V248H260V250L259 251H261ZM264 250V249H263ZM262 250V251H263ZM213 252V253H214ZM221 253V254H220ZM224 253V252H223ZM251 253V252H250ZM250 253H249V255H250ZM241 254H243V253H241ZM245 254V253H244ZM243 254V255H244ZM217 255V256H216ZM246 255H248V252L246 253ZM246 255H244V258H245V256ZM233 256V255H232ZM251 261H254V263L256 264V263H258V261H263L264 262V257H258L257 255L255 256V257H251ZM256 261V262H255ZM263 262H261L262 264H263ZM7 264H9V263H7ZM259 264V263H258Z\"/></svg>",
    "mask_w": 264,
    "mask_h": 264
},
{
    "label": "snow or ice",
    "instance_id": "snow-or-ice-1",
    "mask_svg": "<svg viewBox=\"0 0 264 264\" xmlns=\"http://www.w3.org/2000/svg\"><path fill=\"white\" fill-rule=\"evenodd\" d=\"M5 27L3 23H0V170L5 165L14 170L15 161L6 159L5 142L14 135L21 143H24L26 131L23 117L27 115L32 119L38 104H34L33 98L29 97L27 103L17 100L13 107L12 84L6 78L5 72ZM7 116H11L12 119L7 120ZM5 239H15V235L7 226L0 224V240Z\"/></svg>",
    "mask_w": 264,
    "mask_h": 264
},
{
    "label": "water",
    "instance_id": "water-1",
    "mask_svg": "<svg viewBox=\"0 0 264 264\" xmlns=\"http://www.w3.org/2000/svg\"><path fill=\"white\" fill-rule=\"evenodd\" d=\"M128 2L127 4H131L132 6H138L141 4L140 0H126ZM35 251H44V250H35ZM121 251V250H120ZM145 251V250H142ZM218 251V250H217ZM214 250H209L206 253L209 255H213L215 257ZM224 252L222 255H226L229 257H232L230 255L239 257V255L244 256L241 253H247V252H257V250H242V251H237V252H232L231 250H223ZM230 252V253H229ZM62 254H76V253H81L83 256L86 257L85 264H91V259L96 255V253H100L103 256H112V254H121V255H127V253H113L111 251L108 252H95V253H90L87 254L85 251L81 250V252H73V253H67V252H61ZM56 253H34L33 250H29L28 247H14L11 246V244H7L3 241H0V264H7L11 263L14 258H20V257H30V256H42V255H56ZM258 255V257H264V251H258L257 253H252V256ZM217 256V255H216Z\"/></svg>",
    "mask_w": 264,
    "mask_h": 264
}]
</instances>
